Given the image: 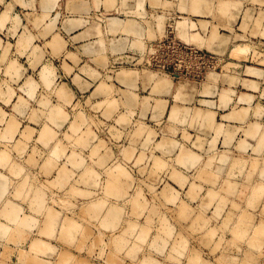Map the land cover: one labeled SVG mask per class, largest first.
Here are the masks:
<instances>
[{
    "label": "rangeland",
    "instance_id": "374dc122",
    "mask_svg": "<svg viewBox=\"0 0 264 264\" xmlns=\"http://www.w3.org/2000/svg\"><path fill=\"white\" fill-rule=\"evenodd\" d=\"M74 1H78V2L80 1L82 3V6L79 9H73V7H71V4H73ZM103 1L105 3L106 0H50L51 4L47 8H44L43 7V0H0V2H1L0 14L3 13L2 15H4L6 13L5 14L6 16L4 15L5 19H3L4 17L2 15L0 16V18L3 17L1 20H4L1 22L2 25H0V88H1L0 89L1 90V93H0L1 94L0 95V112H1L0 118L2 119V120L0 119L1 120L0 121L1 122L0 123V133L3 131V129L7 125L10 126V127L7 126V128L9 127L8 129L13 130V128L15 127L14 133L11 132L12 134H9L11 130L8 133L7 132L8 129H7V131L5 129V131H3L2 133L3 134L6 133V134H4V136L5 135L6 136L4 137L2 134L0 135V137L1 136L3 137V138L2 137L0 138V143L2 142L1 144H3V145L6 144L4 147H3V145L0 144V150L2 149V151L0 152V155L3 153V155H5V156H8V155L13 156V157L11 156L12 159L10 158V156H8L10 159L7 157L5 158V156H3L5 159H9L10 161L9 162L6 161L7 162V163L5 162L6 164L3 163L4 164L3 166L0 164L1 178H3V180L6 179L7 182L5 181L6 182L5 186L8 185L7 187H5L3 194L1 191L2 186L0 185V194H2V196H0V210L3 207H4L3 210H5L6 205H7V208H8V206L9 207L12 206V204H11V206H10V204H7L6 203L7 201H11L12 203L14 202V205L15 204L18 205L17 207L20 206V208H17L15 205V207L17 208L16 212H17V210H19V209L21 210V208H22L21 211L19 210L20 214L18 216V220H19V218L23 219V217H26V219L24 218L25 221L20 219V221L22 220L21 223L24 222L23 225L25 224V222L27 221L28 218L30 219V217H34V216H35L34 220H33V218H31V220H33L34 224L31 223V221H29V219L27 222H30V224L32 225L31 227H33V225H35V223H36L35 227H33L31 229L29 228L30 229V231H29V229H28L29 225L26 222L27 228L26 229L24 228V231H22V233H19V232H21V230L19 231V229H21L23 227V225L18 226V223L20 224L19 221L18 222L13 221L12 219L14 217H12V219L9 220L8 216L5 217L6 214L4 215L5 211L3 212V215H0V222L2 223V225L10 226L11 228H13V227H16L15 223H17V226H18V227H16L15 230H14V228L13 229H11L10 227L8 228V229H10V231L9 230L8 231L11 232V234H13V236L10 235L8 231H6L8 233H5V235H3V237L0 236V237H2L0 239V251H1L0 254L2 255V257L5 258V260H4V258L0 257V260L2 261V262H0V264H22V263L24 264L25 259H26V261H28L26 264H28L29 261L32 259H34V261H35V258H37V259L43 258L42 260L46 261V262H44V261L42 262V260H41L39 262L37 260L39 263H36V264H40V263L60 264L58 262L64 263L62 261H59L60 259L63 258V256L64 257L66 256V258H67V256H69L67 260L65 258V262H67L72 257V260H69V262L71 261L69 264H71V263L75 264L76 262H77V264H82L81 261H85L86 264H143V263L148 264L149 261H151V260L154 263L150 262L149 264H165V263H167V264H191V261L194 258H195V260H196V258L199 259L197 262L192 261V263L196 262V264L197 263L198 264H223V263L228 264L229 262H230L229 264H231V263L243 264L241 262V260L243 258H244V261L245 260L247 261V262L245 261L246 263L244 262V264H247L248 262L251 263L250 262L251 260L248 261L250 257H251V259L253 258L251 264H254V263L262 264V263H264V236H263L264 230H262V229H264V224L262 223L263 221H261V223L263 224V225H260L261 229L258 227L259 224H261V223H258V226H257L258 228L256 227L258 229V231L261 230V232H262L261 234L263 237L260 239L259 238L260 236L257 237V235L255 233L256 240L260 239L262 241V242L258 243V244L261 243L259 246V250L261 251L260 254L263 252L261 255H259V253H258L259 252V250L257 249L258 244L256 245L257 247L254 245L255 247L253 249L252 244H256L255 238L251 237V240L249 241L250 238H248V240H247L246 238L243 237V234L240 235V233L245 232V230H243V229L245 228L246 224H248L247 222H249V224L251 222V224H252V222L255 221L256 218H259L260 214L262 216V217L260 216L261 219L264 218L263 217L264 216V212H263L264 209L262 208V207H264V205L261 206L262 209H260V205H259L263 201L262 197H264V191H262L263 193L260 192L261 194H263L262 196L260 195V198L256 197L258 194L255 195V197H256L255 198L253 196H254L256 191L253 193L254 190H251V186H252V189H256V188L258 190L264 189L263 186L262 187L259 186L262 189L255 187L257 184L259 185L260 181H261L260 185H264V179L262 180V178H264V175H263L264 170L261 171L258 169L260 167H261L260 169L264 168V166H263L264 165V65H263L264 62L262 60V59H264V35H263L264 31L262 32V27H264V21H263L264 20V13H262L264 11L263 10L264 9V3H262V2L264 0H261V1L260 0H257V1L252 0L253 2L251 0H247L248 2L245 0H243V1L242 0H240V1L239 0H221L222 1L221 2L219 0V2H221V4L223 3V1H225L227 3L231 2L229 4H231L230 6H232V7H229L228 10L227 9L226 10L220 9V7H219L220 3L217 0H210L209 2L207 1V7L205 6L207 8V10H203L202 12L198 11L197 12L198 14H194L195 13L194 11H192V12H194L192 14V12L190 11V10H195L194 9L195 6L193 5L194 4L193 1H195V0H192V2H191V3H193L192 5L194 6V7L191 6L193 9H191V7H189L190 0H160V4L163 3L162 5H160L158 3L159 1L157 2V0H155V2H153L154 0H142V3H143L142 7L136 6L139 0H113L110 2L107 0L106 2H109L110 6H109V4H104L105 5L104 7H103ZM169 1L173 2L174 4L172 3V5H171V3ZM258 1L262 4H260ZM235 2L237 4H235ZM238 2L241 3V5H242L239 7V10L237 7ZM111 3H112V5H111ZM153 3L155 5H157V4L158 5L155 6ZM165 3H167L168 5L170 4L171 6L170 5L167 6V4L165 5ZM182 4H184L185 6H183ZM233 4H235L236 6H234ZM208 5H212V7H210L209 11H208V9H209ZM166 6L168 8H166ZM233 6H234V8H233ZM169 7L170 8L172 7V8L170 9ZM245 7H247V9H246V12L244 13L243 10H245ZM108 8H110V9H108ZM258 9H259L260 13L263 14V17H261V19L259 18L260 13H259ZM237 10H238V12H237ZM251 10H252V12H251ZM210 11H212V12L210 13ZM199 12H200V14H199ZM247 12H248V15L250 16L249 19L246 17ZM257 13H259V15ZM244 15H246V16H244ZM256 15H258V16H256ZM13 17H15V18H13ZM241 17H242V19H241ZM243 17L247 18L248 20H250V18L252 19L253 17H255V19L253 18L254 21L256 20V18H258L257 19L258 21L259 20H261V21H259L260 24L258 23V21H256V23L254 21H251L252 23L254 22L255 24L252 25V23L250 22V23H247L245 26L244 22H247L246 21L247 19L246 20L244 19L245 20L244 21ZM34 18H36V19L42 18L43 21L40 23L41 19H39V21L37 20L38 22L36 24H34V22H33V21H35ZM111 18H118L123 23L121 24V26L116 27L115 29L112 27V29H111L110 24L108 22ZM153 18L154 19L156 18L157 21L156 20L153 21ZM224 19H225V21H222ZM198 20L205 23V28H204L203 23H202L203 25L198 23ZM155 21L157 22L158 27L156 26ZM190 21L194 22V23L191 24ZM227 21H229L228 24H227ZM130 22H133V24H134L133 27H128V25H130L129 24ZM179 22H181V23L185 22V25H186L185 26L186 28L184 27L185 30H183L184 25L183 26L180 25L181 23L179 24ZM186 22H188V23L186 24ZM38 23H39V25L40 24L41 25L36 26V25H38ZM148 23H150V25ZM154 23H155V26H154ZM195 23H196V25H194ZM161 24H163V25L160 27ZM179 26H181L182 30L180 29ZM190 26H194V27H190ZM214 26H216V27L214 28ZM218 26H219V28H218ZM221 26H222V28H221ZM242 26L244 27L243 29H242ZM216 28L218 31V36L214 35L217 31L215 30L216 31L215 32L213 29H216ZM149 29H152L153 31L150 30L151 31L150 32ZM178 29L180 31H182L181 32L182 35L180 33H178V32H180ZM244 29H246V30H244ZM211 30L214 31L215 33L212 34ZM185 31H187V35L185 34V36H184L183 34ZM253 31L255 34H253ZM193 32L194 33L196 32L195 35L198 34V37H199V35L205 37L203 43L201 41H197L198 40L197 36L194 35L196 39L193 37ZM28 33L31 35H29ZM152 33H153V36L152 37L150 36V38H148L149 34L152 35ZM211 34L214 35L215 37L212 38ZM188 35L190 37H187ZM224 35H225V37H228L227 38L228 42L226 43L227 47L225 45L223 48V45H220L218 48L219 42L221 40V36L224 37ZM23 36L29 37L27 44H26L27 41H24ZM207 36L208 37L210 36L209 40L207 39L208 38ZM254 36H256V37H254ZM216 37H219V38L217 39ZM56 38L59 39L58 41H60V45L58 47H55V39ZM190 38H192V40L194 38V40H196L198 44L200 42L201 43L199 45H197L196 41H191ZM214 38H216V40H214ZM211 39H213V40H211ZM19 40L20 41L22 40L21 43L22 44L24 43L26 45L22 46V44H19V42H20ZM205 40L208 41V43H212L211 44L212 47H210V49H209V47L207 48V46H211V45H208V43ZM211 41H213V42H211ZM193 42H194V44H193ZM215 45H216V47H214ZM245 45H247L248 48H250V49H248L244 53L239 54V53L232 51V49L235 48L236 46L243 47ZM21 46L24 49L21 48ZM217 48H218V52L220 50V53H218L216 51ZM222 48H223V53H222ZM37 49H38V51H37ZM211 49H213V51H211ZM214 49H216V50H214ZM252 49H254V50L252 51ZM247 52H248V54H247ZM33 53H34V55H33ZM100 55L102 57H100ZM97 57H100V59L102 58L103 60L105 57V60L101 61L103 63H100V62H98L100 59H97ZM10 64H13L12 66H14L15 68L13 67L14 69H10L7 72L8 66ZM43 66H45V68ZM9 67L12 68L11 65ZM246 67H254V68L260 69L263 72L262 76L261 77H259V76L255 77V75L252 76L248 72H247L248 73L247 74L246 73ZM46 68H48L49 70L51 69L50 71L53 74V75L51 74V77L48 78L47 80L45 77L43 79L42 78L43 76H41V75H43V73H42L43 70ZM128 68H130V69H128ZM122 69L125 71H123ZM14 70L16 72H14ZM128 70L129 71L132 70V73L129 72ZM121 71L123 72V74ZM133 71H135V72H133ZM9 72L12 75H10ZM127 72L131 73V75L133 77L130 83L128 80L123 78ZM13 74H15V75H13ZM225 74H226V76H225ZM212 75L213 76L218 75V76L213 77ZM135 76H137L138 78ZM227 76L233 77L237 81L236 85H235L234 81L232 82V80H234V79L230 80L231 77L227 78ZM134 77L137 80H134ZM145 78H147V79H145ZM149 78H152L151 79L152 82H150L151 80ZM251 79H253V80H251ZM248 80H251V82L254 81L255 84L257 83L258 84V85L256 84L257 88L253 87L255 89H250V88H252L253 85ZM228 81H231V82H228ZM241 81H244V82L246 81L245 83L242 82L244 84V87H243V84H242V86L240 85ZM158 82H162L163 84H166L167 90L164 92H157L155 89V86ZM150 83H152V84H150ZM249 83H250V87H248ZM101 84H103V85H101ZM103 86H105V87L107 86L109 88L107 94H101L99 92V89L102 88ZM205 86L208 87L209 91L207 89H205L206 88ZM202 87H204V88H202ZM228 87H230V88H228ZM178 88L179 89L181 88L180 90H183V91L181 92ZM183 88L185 89L186 94H183L185 92ZM226 88H228L230 91ZM245 88H247V89H245ZM60 89H62L61 90L62 92L65 90L64 93H62L60 91ZM224 89L226 91L228 90V92H229V93L226 92L229 95V98H228V95L226 94L227 104L225 102H223L224 103L223 104L220 101V100L223 101L221 95H224L223 94L225 92ZM206 90L208 91V93H206L207 92ZM58 91L60 92V95L64 94L65 99L63 98L62 95H61L62 97L60 95H59L60 98L58 97V95H57V93L59 94ZM187 91H189V92H187ZM221 91H224V92L221 93ZM177 92H178V95L176 98ZM179 92H180L182 97L179 95ZM3 93L4 94L8 93V94H5V96L3 97L2 96ZM188 93L189 94L191 93V95H189ZM65 94H68L67 98H66ZM241 94H242V96L243 95H247V96L250 95L249 99L247 98V100L245 99L242 101L241 100L238 101ZM184 95H185V97H183ZM127 96L131 97L132 100L130 102H127V99L129 98ZM178 96H179V98H178ZM237 96H238V98H237ZM180 98L181 99L185 98L184 102H186V103L182 102L183 99L177 100ZM186 98H188V99L186 100ZM156 99H159V100L161 99V100L165 101V103H163V102L161 103V100L159 102ZM228 99H229V102H228ZM61 100H63V102ZM102 101L106 104H107V101H109L110 103L106 105V104H102ZM154 101H156V105L154 104L155 103ZM209 101L212 102L213 104L209 103V105H208ZM43 102H45V103H43ZM134 102L136 104H134ZM157 102H159L158 105L162 104L163 106L161 105V107L160 106L158 107ZM41 103H42V105H41ZM57 103H59L60 106ZM98 104H99V107H101V109L99 107H97ZM101 104L103 105V107ZM218 104H219V107H218ZM45 105H47V107ZM153 105H154V107H153ZM176 105L178 108L181 107L180 108L181 110L177 108V110H179V112L181 111V114L179 112H177L176 109L174 111L173 108H175ZM210 105H212L213 107ZM44 106H45V108H44ZM53 106L54 107L59 106V108L57 107L58 109H56L55 113L57 112V110L58 111L60 110V107L62 108V110H60L61 113H59V112L56 113V114L59 113L58 114L59 117L60 116L62 117V115H63L64 117H62V119L56 117V114L54 112H52V113H54L56 118H54L52 113H51V115L57 121H54V120L51 121L53 119V118H51V116H50V120L48 119V116L50 114H46V113L48 111L53 110L54 108H51ZM156 106L159 108L158 111H156V109H158ZM48 107H49V109H48ZM155 107H156V109H155ZM238 107H241L243 109L244 108L247 109L246 110L247 114L246 113L244 114V113H242L243 112L242 109L239 108L240 110L238 113L241 112L242 116H243V114H244V116L246 115L244 118H242L244 120H242V119L240 120L239 118L238 119L240 121L236 120L237 117H239V116L241 117V115L236 114L237 111L235 113H233L234 109L238 110ZM256 107L258 109H256ZM50 108H51V110H50ZM152 108H154V109H152ZM161 108H163L162 109L163 112H161L163 114L160 113V111H162V110H160ZM97 109H98V111H97ZM202 109H204L203 110L204 113H207V110H208V112L211 110H212V113L215 112L213 114L214 116L212 115L213 117L211 119L212 126L207 127V128H209V129H207V132H206V128H204V130L206 132L205 134H203L204 133L203 129L201 130V127H203L205 125L202 124L203 125L202 126L200 123L203 120V118L201 120L200 119L198 120V118H201L203 116ZM205 109H207V110H205ZM90 110H91V113H93V114L89 115ZM172 110L174 112H176V114L178 113V115H176L177 117L174 115L175 116L174 120H173V118H171ZM43 111H45V113ZM169 111H170V113H169ZM197 111H198V113H199V111L201 112L200 117H198L200 114L195 115V113H197ZM229 111L233 114H231ZM152 112H154L155 117L153 116ZM186 112L188 113L187 114L188 118H187V116H185ZM244 112H245V110H244ZM77 113H78V115H77L78 118L76 116ZM159 113L161 116L158 115ZM192 113L195 116L194 115L192 116ZM79 114L80 115L84 114L83 116L81 115L82 119L85 116L83 120L81 119V116L79 117ZM182 114H185V115H183V118H181ZM207 114H209V113H207ZM234 114H236V115H234ZM44 115L47 117H45ZM74 115H75V118H74ZM157 115H158V117H157ZM227 115H229V117ZM232 115H234V116H232ZM237 115H239V116H237ZM121 116H123V117H121ZM235 116H237V117L234 120ZM86 117H88V118L85 119ZM185 117L187 119V121L185 120L186 122L183 120ZM190 117H192L193 119H194V117L195 118L198 117L195 120H198V122L197 121L196 122L200 124V126L198 124V126L200 128L197 126V123H195V120H193L194 121L193 122L191 120L192 118H190ZM230 117H234V118L231 119ZM57 118L61 119V120H58ZM175 118H178L179 121L177 119H176L177 120L176 121ZM121 119H122V121H121ZM71 120H73V122H72L73 125H75V124L78 125V122H79L78 126L79 127L81 126L82 128H79L77 125H75V126H77L78 130L82 129V130H80L82 132V136H81V132L78 131L77 129H75L76 128L75 126L70 125ZM80 120H82L83 123H80L81 122ZM84 120H87V121L84 122ZM91 120L93 121V123ZM123 120H125V121H123ZM75 121H76V123H75ZM241 121L242 122L244 121L243 125H242ZM188 122H193V123L187 124ZM204 122L205 121H203V123ZM9 123L10 124L12 123V124L10 125ZM13 123L15 125L14 127H13ZM86 123L87 124L91 123L90 127H89V125H86ZM208 123L211 125L210 122H208ZM194 124H196V126ZM218 124H221L219 126V127H221L219 129V131H218V128L216 127V126H218ZM83 125L88 126V128H90L89 130L92 131V132L90 131L91 135L89 136V140L87 139L85 141H89L88 143H91L92 145L96 144L95 141L96 142L101 141V144H100V142H99V145L97 144L99 148L97 147V145L93 147L91 144H86L87 142L83 143L84 140H81V138L82 137L85 139H86V137L88 138L87 134L89 133L88 132L89 130L87 129V127H84ZM11 126H12V128H11ZM45 126H48L49 130H50L49 127H51V129H53V131H54L55 136H54V134H53V136H50V134H49V136H50L49 138L44 137V134H43L44 138L39 136L40 132L47 130V128ZM70 127L71 128L73 127V128L70 129ZM83 128L85 130H83ZM216 128H217V130H216ZM252 128L253 129L255 128L256 131H255V129H254L255 132L252 131L253 130ZM26 129L28 130V134L31 135L30 138H27V136H26V138L28 139L27 141L24 140L25 138H22L20 136V133H22L23 130H24V133H22L23 134L22 136H24V134L27 135V132L25 131ZM147 129H149V131H147ZM250 129H252V130H250ZM29 130L31 131V133H29ZM49 130H47L46 132H48ZM69 130H74L75 132L74 131L73 132L75 134H73V132L69 131ZM86 130L88 133L86 132L87 134H83V132ZM53 131L51 130V132L50 131L49 132L52 134ZM137 131H139V132H137ZM250 131H252V132H250ZM136 132L138 133L139 136L141 135L140 140L137 139ZM7 133L10 136L11 135L12 136L10 138H8L9 136L7 137ZM69 133H72L70 135L71 136L73 135L74 138L73 137L68 138L70 136ZM76 133L78 136L81 137V138H78L79 141L80 142L83 141L82 143L85 145V147L87 146L86 147L87 149L85 147H83L84 145L82 146L79 142H76V141L73 142V140H75V138L77 137ZM92 133L96 137H94L92 135ZM148 133H149V135L150 134L151 135L150 136L147 135ZM208 133H209V135H208ZM66 134H68L69 136L67 137ZM115 134H116V137H114ZM142 134H144V135L142 136ZM65 135L67 138L65 137ZM85 135H86V137H85ZM131 135H133L134 137ZM145 135H146V137H145ZM131 137H133L134 139H137V141H136L137 143L134 142V144H132L134 139L131 140L132 139ZM142 137H144V138L148 137L149 139H146V141L150 140V142H147L144 144V142H142V140H145V139ZM199 137H201V138L199 139ZM45 138L49 139V141L51 139V141L49 143H47V139H45ZM94 138H95V140H93ZM240 138L242 140H244V142L241 143L242 147L238 146L240 144V142H238V140ZM41 139H43L42 144H41V141H39ZM90 139H92V140H90ZM195 139H197V141L198 140L201 141V142H199V141L198 142L200 144L201 143L202 144L200 145L198 143V145H197V142ZM45 140H46V143H45ZM67 140L71 143L69 144V142ZM76 140H77V138H76ZM164 140L167 142L173 141L172 143L169 142L172 145H170L168 143V147H167V143ZM194 140H195L196 144H195V142H194V144L192 143ZM208 140H210V141H208ZM20 141L21 142L26 141V142L21 144ZM163 141H164V143H166L165 145H164ZM202 141H204V142H202ZM205 141L210 142L211 147L210 146L208 147V145H207L208 143H205ZM18 142L20 144L19 146H17ZM161 142L163 144H161ZM44 143L48 144V146H50V143H51L54 146L52 147V145H51L50 147H48V146L46 147L43 145ZM59 143L62 144L63 147L64 146L66 147V148L64 147V149H66L65 154L61 153L62 152L61 149H63V148L60 149V147H62V146L59 147ZM74 143L75 144L79 143L80 146L76 147V145H74ZM159 143H160V146L157 145ZM57 144H58V148H59L58 151L59 152L61 151L59 154H57L58 157H61L60 159H58L57 156H56L57 157L56 158L54 155H52V154L56 155L55 151H57V149L54 151V153L50 152V151L53 152V149L57 148V147H55ZM102 144L104 145L103 148H102V146H103ZM244 144L246 145L245 146L246 149L243 146ZM15 145L18 148H15L16 147ZM23 145H25V146H23ZM169 145L172 147V150L169 148ZM162 146H164V147L162 148ZM165 146H166V148H169V151H170V152L168 151L169 153L165 152L166 150H168L165 148ZM20 147L21 148L24 147L25 151H23V149H20ZM34 147L36 148L37 151L35 150ZM90 147H92L94 152H95L94 148L97 147V149H100V151H98L96 149L99 152L98 153L99 155L97 154V152L94 153ZM131 147H132V149H130V150L132 152L130 151V158H129L128 157L129 155H126V153L128 152V149ZM207 147L211 149V150L209 149L211 153L208 151ZM107 148H109L111 151H109ZM8 149H11V151L10 150L8 151ZM15 149L19 150V151H16ZM31 149H32V151H31ZM162 149L165 150L164 153L161 152ZM6 150H7V152H6V154H4ZM33 150H35V151H33ZM90 150L92 151V153H94V155L90 152ZM26 151L28 153H29V151H30V153L35 152V155H34L35 157H32L33 158L32 160L34 161V158H35V160L37 161L36 163H34L35 161L34 162L32 161L34 163L33 164L32 162H30L31 160L29 161V158L31 156H33V154L31 153V155H29V158H28V153ZM64 151L65 150H63V153H64ZM70 151H72V154H71L72 157L70 155ZM103 151L105 152V154L108 153L107 156L104 155ZM123 151H125L124 154H125V156L128 157V159L124 157ZM11 152L13 154H10ZM22 152H23V154H22ZM73 152L75 154H77V153L81 154V157H80L81 159L79 162L82 166L80 164L78 165V163L76 162L79 160V157H78L79 154L77 155V157H75L76 155H74ZM88 152H90V154L93 155V156L90 155L91 158L88 156L89 155ZM100 152H101V154H103L104 157L108 158L110 156V158H112L109 161L107 160L108 163L107 162H105V163L101 162L103 164L102 166L96 164L98 161H101L102 158L104 159V157L102 155H101L102 157H98V156H100ZM178 153H180V154H182V153L183 154H185V153L189 154L190 153V155H191V153L194 154V156H196V157H193L192 159H195L194 160L195 162H192L191 156L189 155L190 156L189 161L191 160L192 163L186 162V165H185V163H183V161L185 162L184 157H186V156L188 157V155L185 154L186 156H184V155L181 156ZM96 154H97V156H96ZM48 155L49 156L52 155L51 158H53V160ZM67 155H70L69 157H71V159L73 158L74 161L73 160L71 161V159H68L69 157ZM155 155H157V157L160 159V161L161 160L163 161V164L165 163V166L162 167V162H160L159 159H157V157ZM139 156H140V158H139ZM154 156L156 157L157 161L160 162L159 165L161 164V167L164 168L163 171H162L161 167H158L159 165L157 164ZM3 157H1V158H3ZM47 157H49V158H47ZM97 157H98V159L101 158V160L96 161ZM152 157L155 159V163H156V164H153L154 166H151L152 161L154 163V159ZM179 157H183V160H181L182 158H179ZM1 158H0V163L2 160ZM106 158H105V160H106ZM5 159H3L2 161H5ZM25 159L28 160V163L27 162L25 163ZM46 159H51L52 161H54V160L56 161L58 159L57 163L54 162L53 164L54 165L56 164L55 170L57 171V173H58V169H59V172H60L59 175L65 172L62 170V167L64 168V166H65V168H67V167L69 168L70 166H73V165H70L71 163L72 164L77 163L78 168L70 167L69 169H71L72 173H71V171H69L70 173H68V171H66L69 174L68 176L66 175L67 173L65 174L67 176V178H69V176L71 178H69L70 180H67L65 182L63 180H66V176L62 175L63 180H61V177L58 176L57 173L55 172L54 168L51 167L52 161H51V165H50L49 169H53V170H50L51 172H53V174L52 173L51 174L46 173L45 170L48 168L45 166L46 165L49 166L48 163L50 162V160L47 161ZM186 159H188V158H186ZM234 159L239 160L240 165L238 163H235V166H234L233 163L237 161V160L235 161ZM68 160H69V162L70 161L71 162L67 165ZM105 160H102V161L104 162ZM178 160H181V162L183 164L181 162H179ZM255 160L258 163V165H256V166H255V164H256ZM262 160H263V162H262ZM13 161H15V162L13 163ZM253 161H254V163H253ZM46 162H48V163H46ZM16 163H20L19 166L21 165V167H22L21 169L23 170V172H20V174H18L17 172H19V170H21V169L20 168L18 169L19 166L17 164V166H18L17 167ZM43 163H45L46 165L44 164L45 165L44 166ZM211 163H213V164H211ZM230 163L232 164L233 167L231 166ZM259 163L262 164L263 167ZM9 164L10 165L13 164V168L15 170H13V168L10 167ZM28 164H29V166H28ZM236 164H238V165H236ZM23 165H25L27 167H25ZM117 165H120V168L121 167L123 168V169L121 168L122 169L121 171L125 170V171H123L122 174L118 170L117 171V173L119 172L118 175L120 174V176L122 177V175L123 174L126 175L125 172L128 171V174L133 177V178L129 177L128 174H127L128 177L126 176V179L128 182L127 184L133 185V186L129 185L128 195L131 196L135 192V195L133 194L134 196L132 195L131 198L127 195V192H126L127 191L126 188H128V187H125V188L123 187L126 185V184L124 185V183H126V179L125 178L121 179L120 176H119L120 177L119 181L123 182V180H125V182L122 184L123 185L122 187L120 186L121 183H120V185H117V188L121 187L122 189L120 188L121 191H119V193L112 192L113 191L112 187L114 186L113 184L117 183L114 180H116L118 178L116 176L117 173L115 175V172L117 170L116 168H118ZM43 166H44L45 170L43 169ZM87 166H89L88 169H87ZM206 166H207V169H206ZM242 166H244V167H242ZM248 166H250V167L252 166V168L255 166L257 169L254 168L255 170H253ZM112 167L113 168L116 167L115 170L113 171L114 173H112V170H113ZM155 167H157L158 170H156ZM229 167L231 169H229ZM107 168H109V169H107ZM120 168H118V169H120ZM201 168L202 169L204 168L203 170L205 173H203V170H201ZM242 168H243L244 172H243V170H241ZM40 169H41V171H40ZM42 169L45 171V173H43ZM82 169H85L84 172ZM86 169L87 170H89V169L95 170V172L98 173L99 178H96V174L94 172L91 173L90 172L91 170H90L89 171L90 173H89ZM9 170L10 171L13 170V171L10 172ZM60 170H62V172ZM64 170H66V169H64ZM104 170L109 171V174H110V170H111V174H112L111 176H113V177L106 176L108 174V172L104 171ZM150 170H152L153 172L155 170V172L156 171L157 172L156 173L154 172V174H152L153 172ZM217 170L220 173L217 172ZM247 170L251 171L254 174H252L251 172L249 173ZM256 170L258 172L261 171V173H258ZM50 171L47 170V172H50ZM85 171H87V173L89 175H91L89 179L87 178L89 175ZM173 171L180 172V177L181 178L183 177V180L179 179L178 178L179 176L177 177V175H179L178 172L176 173V175H174L175 172H173ZM198 171L202 172L201 173L202 175L198 176L200 173ZM246 171H247L246 174H249V176L251 175L250 177L246 176V174H245ZM81 172H83V174L86 173L87 176L81 175ZM150 172H152L151 173L152 177L150 176L151 175ZM227 172H228V175H227ZM239 172L241 173V175H239L240 174ZM11 173L14 175H11ZM15 173L18 175H15ZM113 174L115 175L116 179H115ZM171 174L173 175V179L171 178V176H172ZM232 174L233 175L236 174V175L233 176ZM125 175H123V176H125ZM4 176H6V177H4ZM52 176L54 177V179H53L54 182H53V180H51V182H53V184H50V179L53 178ZM57 176H58V179L60 177L59 181L61 183L62 182H63V184L65 183L64 186L61 183H59L58 180H56ZM79 176H81V177H79ZM82 176H83V178H82ZM92 176H93V178H92ZM245 176H246L245 181L247 179L246 182L243 180ZM107 177H108V181L111 180V182H109V183L110 184L112 183L111 184L112 186L111 185L108 186L109 183H108V185L106 184V182H108L106 180ZM109 177H111L112 179L111 178L109 179ZM175 177H177V180L179 181V183L177 180L174 179ZM247 177H249L250 179ZM22 178H24L25 180ZM79 178L80 179L82 178L81 181L83 183L80 181ZM128 178H130V179H128ZM85 179H87L88 181L87 180L85 181ZM21 180H24V182H23V185H25L24 189H23L22 184L20 183V182H22ZM130 180H131V182H130ZM240 180L243 183H239V182H241ZM249 180H250V182L252 181L250 184H249ZM254 180H255V183H254ZM256 180H259L258 183ZM46 181H48V184H50V185H54L56 183H59V184L58 185L56 184V186L54 185L55 189H53L54 188L53 186L48 187L50 185L46 184ZM119 181H118V183H119ZM36 182L41 183V184H37ZM77 182H79L80 184ZM85 182H88V184ZM232 182H234L235 184L236 183H238V184L235 186L234 183H232ZM31 183H34L33 185L36 184L37 186L36 185L33 186ZM90 183L92 184V187H90L91 186ZM18 184H21V187ZM29 184L32 186H30ZM66 184H68V185H66ZM84 184H86V185H84ZM93 184H95L96 186L95 185L93 186ZM100 184L102 185V187L100 186ZM221 184L223 186H221ZM231 184H233V185H231ZM42 185H44V187ZM71 185L75 186V188L70 187ZM103 185L105 187H108V189L111 188L109 190V193H108L107 188H106L107 192H106V189L104 190L105 187L103 188ZM218 185H219V187H218ZM39 186H42V187H39ZM45 186H46V188L48 187L49 189L48 188L46 189ZM35 187L40 188V190H41V191H39L40 194H43L44 192L46 193L45 194L46 197L43 194V196H44L43 201L45 202L44 207H43V208H45L44 210L42 207L40 208V205H39V204H43V203H39L42 200H40V199L37 200V198H36L37 194L39 192L37 191L38 188L34 191ZM69 187H70V189L72 188L71 192H70V190L69 191L67 190ZM190 187L191 188L195 187L196 189L193 188V189H195V191L194 190L191 191ZM16 188H18V189L21 188L20 190H23V191H18V192H23L22 195L20 194L21 199L24 196H25L24 199L26 197H28L27 199H25V202H23L24 199L20 200L18 192H17L18 199H17L16 195L12 194L13 192H15L14 194H16V191L18 190ZM44 188H45V190H44ZM50 188L52 189V191ZM73 188H74V190L76 188H77V190L78 189L79 190L81 189L82 191H83V189H86V190L83 191L84 194H82V191L81 192L79 191V193H81V194H79L78 191L75 194L74 192L76 190L73 191ZM138 188L140 189L141 194L138 192L139 191ZM166 188H167V190H166ZM229 188H230V190L232 189L231 192L234 191L233 194L229 191ZM233 188H234V190H233ZM15 189H16V191H15ZM27 189H31L28 193L29 196H27L28 194L25 192V191H27ZM120 189H117V190H120ZM172 189H173V191H172L173 193L171 192ZM188 189H189V191L187 193L186 190H188ZM248 189L253 194L252 197H250V198H249V196L251 195V192H249ZM103 190H104V192H102ZM122 190H126V191H122ZM162 190H164L165 193L162 194L161 193ZM209 190L210 191L213 190L212 192H210V193H212L211 195L216 196L219 194L216 198L214 197L213 200L211 201L213 204L211 202H208L209 201L208 199H210L212 197V196L210 198L207 197ZM258 190H257V192L259 193ZM42 191H43V193H41ZM72 191L74 194L72 193ZM110 191H111V194H110ZM114 191H116V190L114 189ZM164 191H162V192H164ZM120 192H121V197L117 196L118 194H120ZM124 192H126V193H124ZM136 192H138L139 195ZM189 192H193V193L197 192V193H195V198H194L193 194H192L193 197H190L191 193L189 194ZM235 192L237 193V195H235L236 194ZM24 193L26 195H24ZM104 193H107V194H104ZM114 193L117 195H113ZM213 193H215V194H213ZM221 193L223 195L225 194V197L228 198V199H226V202L219 200L223 196V195L220 196ZM108 194H110L112 196H109ZM122 194H124V196H125L124 198L122 197ZM165 194H166V196H165ZM174 194H175V196H173V197L174 198L177 197L176 198L177 200H173L174 198L172 197V195H174ZM188 194H189V196H188ZM33 195H34L33 198H35V199L31 200L30 198H32L31 196H33ZM71 195L74 197H72ZM140 195H142L143 198ZM162 195H164V199H162L163 198ZM169 195H171L170 199L172 198L171 200H173L172 202L170 200V202L173 204H171L168 199L167 200L169 203L166 202L167 200L165 197H169ZM205 195H206V197H205ZM113 196H116L115 200L118 199L117 202L113 200L114 199ZM135 196L136 197L140 196V198L138 197L139 202H138V198H137L138 203L142 204V202H144L147 205V206L146 205L143 206V204L142 205L140 204L141 206H143V209L141 207L140 213L138 211L140 209V205L138 204L139 206H136L137 202L134 203L135 206L131 207V202H133L132 199L133 200H134V198L136 199ZM201 196H203L204 198ZM231 196L233 199L230 198ZM235 196H236V198H235ZM105 197H106V199H105ZM107 197L108 198L111 197V198L108 199ZM245 197H246V199H245ZM100 198H102L101 203H99ZM119 198H121V199H119ZM128 198H130L131 200H129ZM248 198H249V200L251 198H253L252 202L247 201ZM261 198H262V200H261ZM161 199L163 201H161ZM201 199H202V201H201ZM214 199H216L217 201ZM222 199L224 200L225 198H222ZM231 199H232V201H231ZM35 200L37 201V203ZM103 200H105V203L107 202V204H105ZM123 200H125V201H123ZM181 200H183L184 203ZM29 201L30 202L35 201L34 205L36 208ZM46 201L48 202V207H47ZM95 201H97L100 205H102V203H104L105 207L98 205ZM122 201H123V203H122ZM206 201H207V205H206V207H204V209H202L203 207H201V205L204 206V203L206 204ZM218 201H220V205H219ZM245 201H246V203H245ZM68 202L71 203L72 207L70 206V204ZM91 202L92 203L94 202V204H96L98 206H95L94 204L92 205ZM174 202H176V203H174ZM217 202H218V204H217ZM247 202H249V204L251 205L250 208L248 207L249 204ZM28 203L30 204V206L32 205L30 208L28 207L29 206ZM63 203H64V205H63ZM67 203L69 205L68 207H66ZM115 203H117V205H114ZM167 203H168V205H167ZM181 203L182 204H188V207L190 206L193 208V209L191 208L192 211L194 210L192 213V211L190 212V209H188L187 206L186 207L183 206V208L184 207L187 208L188 212L191 214L190 216H188L189 213H188V215L186 214L187 211L185 212V209H183V208L182 209L180 208L181 214L179 212H178V214H180V215L177 214L181 218H179L176 215V213H177L176 211H180L179 207H177V205L179 204L182 206ZM210 203H211V206H208V205H210ZM3 204H6V205L3 206ZM88 204L90 205V207L92 205L91 210L94 209V206L97 208L98 207L102 208L101 210H100V208L98 209L100 211L99 212L100 215H98L99 217H97V214L95 215V213H94V215L96 217L92 216L93 211L90 212L91 210L89 209L90 207H88L89 206ZM109 204H111V206ZM121 204H122V206H120ZM221 204H222V206L224 204L226 206L224 205L222 207ZM232 204L234 205V207H232ZM245 204H246V206H245ZM37 205L39 206V208L37 207ZM113 205L116 208L118 206L121 207L124 211L121 210L120 208H117V209H119L118 212L122 211L121 214L118 213L119 218L121 217L120 220L117 217V219L120 221V223H118L119 226H117L118 225L117 222H119V221H117L115 223L117 225L115 226V224H113L114 227H112L110 225L111 226V228H110L109 225L106 224L107 222L105 224H102V222L104 221L103 218L105 216H107V214H108V213L106 214L105 212H107L108 210L112 211L113 208H115ZM124 205L125 206L128 205V206L124 207ZM132 205H133V203H132ZM216 205H219V207H217ZM49 206L52 208H50ZM86 206L88 207L89 211H88V209H86L87 208ZM213 206H216V209L217 208L219 209L221 206V209L217 211L219 213H216V209L214 211L215 207H213ZM108 207L109 208L112 207L111 210ZM134 207H136V212H137L136 214H138V215L142 214L141 216L136 218V216H138V215H135V212L133 210V209H135ZM197 207H199V209H196ZM48 208H49V210H48ZM107 208H108V210H107ZM130 208L131 209L133 208L132 212L130 211ZM200 208H201V210H200ZM24 209H25V211H24ZM34 209H36V210H34ZM46 209L49 212H47ZM50 209H52L54 211H58L59 215L61 217L57 214L58 217H60V218L57 219V222L55 221V223H57L55 228H59V230L56 229L58 231H56L55 229L50 230L51 229L49 227L50 225L47 226L49 228L46 227L47 230L49 229V234H50V236H49V234L46 233L47 232L46 229H45V231H46L45 234L42 233L41 231L43 230L42 229L43 228L42 223L45 221V219L47 220L51 216V214H49V215H47L48 216L47 217L45 214V213H47V214L51 213L52 210H50ZM96 209H94V211ZM242 209L247 210V211H242ZM32 210L38 212V214L34 211L32 213L31 212ZM39 210H41V211H39ZM197 210L200 211V214H199V211L197 213ZM2 211H0V212H2ZM6 211H7V209H6ZM22 211H23V213H21ZM42 211L44 213V216L47 218H45L43 216ZM54 211H53V213H55ZM39 212H41L40 213L41 215L39 214ZM58 212H56V213H58ZM228 212H229L228 217L231 215L230 213H232V215H235V218L233 217V219H232V215H231L229 217L228 221H225L224 219L227 217V215L225 216V214H227ZM233 212H234V214H233ZM242 212L243 213L249 212V213L248 214L244 213V214L239 215V213H242ZM196 213H197V216L200 218V220H198ZM220 213H222V214H220ZM83 214L85 215V217ZM87 214L88 215L90 214V215L88 216ZM184 214H186V216H188V217H186V219L183 217V216H185ZM198 214L202 217H200ZM57 215H54L53 218H58ZM80 215L83 217H78ZM241 215L245 219L246 223L243 221L245 224L243 222H241L242 220H244ZM248 215L250 216V220L246 221L249 218ZM64 216L67 217V219H71V218L73 219L74 218L73 219L74 223L76 221V223L78 225V226H76V231L78 229L80 230V232H78V231L75 232V233H77V234H74V235H76V238L73 235H71L72 240H70L71 236L67 237L68 234H66L67 235L66 237L63 234L65 239L67 238V241L63 239L64 237L63 238L60 237L59 233H62V232L65 233V231H64L65 227L64 226L61 227L62 230L64 228V230L62 231L60 229V226L58 227V225H62V223L64 222L63 220L66 219V218L63 219ZM102 216H104V217L102 218ZM237 216L240 218H238ZM1 217H3V219ZM132 217H134L135 219ZM159 217H162V219H159ZM205 217H206V222H205ZM4 218L6 220H9L10 223L12 222V225L9 223V221L7 223V221ZM9 218H11V217H9ZM82 218H84V219H82ZM101 218H102V220H101ZM182 218H184V219H182ZM193 218H195L194 221H197L198 226L195 225L196 222L192 221ZM236 218H238V219H236ZM251 218L253 220H251ZM36 219H38V221ZM42 219H44V220H42ZM61 219H63V220L59 221ZM105 219H106L105 221H107V218H105ZM165 219H167V220H165ZM174 219H175L176 223H174V221H173ZM177 219H179V220L177 221ZM210 219L212 222L210 221ZM235 219H236V221L237 220L238 221L236 222ZM239 219H241L240 222H239ZM35 220H36V222H35ZM73 220H72V222H70L71 224L73 223ZM85 220H86V222H85ZM160 220H162V222ZM163 220L165 221V223H166V221H168L167 222V223H169L168 224L169 226H167L168 228L166 227L167 223L166 224L163 223L164 222ZM49 221L47 220L46 222L49 223ZM65 221L68 222V220H65ZM131 221H133V223L136 222L137 224H136V226L135 225L134 226L136 227L137 230L139 229L138 231L135 230V232H134L135 235L133 233L134 228H133V231L130 232L131 226H129L130 229H128V227H127L128 225L126 224V222L129 223ZM158 221L161 222L160 224L163 225L162 228L165 231L169 232L168 229H170L169 227H171L172 230L170 229V231L172 232V235H171V233L167 232L168 235H171V238H167L168 235L165 234L164 230H161V233H160L159 230L162 228L160 227V229H159L158 226L160 224ZM208 221H210L209 224H208ZM170 222H172L171 225L174 223V225H172L173 227L170 225ZM79 223L82 225L80 226ZM133 223H130V225ZM190 223H192V225H191L192 227H190L192 230L190 228L188 229V227L190 226ZM199 223L200 224L202 223L203 225L199 226L200 225ZM234 223L235 224L236 223L237 224L242 223L241 225H237L236 227L242 226V228L243 227L244 228L243 229L241 228V230L239 228L238 229L236 228L235 229L236 231H235L232 229V228H235ZM63 224H65V226H66L69 224V222L68 223L64 222ZM71 224H69V227ZM138 224H142V226L145 225L146 227H147V225H150V226H148L147 230H145L146 228L144 226L143 227L145 229L141 225H139L140 227L137 226ZM164 224H165V227H164ZM219 224H221V226ZM249 224L247 225V228L249 227ZM2 225H1V227H2ZM25 225H24V227H26ZM72 225H71V227H72ZM75 225L76 224H74V226ZM83 225L85 226V228H87L86 232H85L86 229L84 228ZM103 225H106L107 229ZM123 225H124V227H123L124 229H122ZM229 225H230V227H229ZM39 226H40V228L42 227L41 228L42 230L40 228H38ZM51 226H52V224H51ZM82 226H83V230L85 229L84 231H81ZM195 226L198 228H196ZM217 226H220V228ZM261 226H263V228ZM79 227H81V228H79ZM125 227H127L128 231L126 230ZM141 227L144 229V232H146V233L148 232L147 237H145L147 239L144 240L145 241L144 244L142 243L144 237L142 236V234L139 235L140 234L139 231H140ZM67 228H68V226H66V229ZM195 228H196V230H195ZM210 228H212L213 230L216 229V231H213V230L211 231ZM217 228H219V230ZM247 228H246V232H247ZM2 229H3V227H2ZM2 229L0 228V230H2ZM17 229L19 232L18 233L16 232L14 234V232ZM37 230L39 231L40 234H43V235H39ZM54 230L56 231L55 234H54V232H55ZM123 230L124 231L126 230L125 232H127V233H125ZM193 230H194V232H193ZM206 230H208V231H206ZM237 230H238V232H237ZM255 230L253 229V232H255ZM27 231H28V233H27ZM121 231L124 232L126 237H128L130 235V233H132L129 236L130 238L129 237H128L129 239L127 238V241L130 240L129 243H126V242L124 243L123 241H126V239L125 240L122 239L120 241L121 238L119 239V237H117V236H121V237L124 236ZM142 231L143 230H141V233L145 234ZM162 231L164 233H162ZM258 231H257V234L261 235L260 233H258ZM1 232L2 231H0V234H1ZM23 232H25L26 234L23 235ZM83 232H85V233L88 232L90 234L87 233L88 236H86L85 233H83ZM138 232H139V234H138ZM205 232L206 233L210 232V234L205 235L204 234ZM212 232L213 233L216 232V234L214 233L213 240L210 239L213 235ZM234 232H235V234H234ZM253 232H252V236L254 234ZM81 233L84 234L83 235L84 237H82V238H84L83 242H84L85 246L83 245V243H80L82 241L79 242V238H81ZM119 233H120V235H119ZM155 233H160V235L157 236L158 234H155ZM17 234H19L20 237H18ZM71 234H73V233H71ZM136 234L138 235V237L141 236L143 239H141V237H140V239H141L140 240ZM161 234H162V236H161ZM236 234H238V235H236ZM47 235L49 237H47ZM78 235H80V237ZM89 235H91V236H89ZM133 235H134V237H133ZM178 235H180V236L178 237ZM217 235L219 237L221 235V239H224V240L220 241L221 239H219V241H216L219 238ZM5 236L6 237L9 236V238L7 237L9 239V242L7 241V238ZM57 236H59V237H57ZM85 236H86V239H88V240L85 239ZM125 236L123 238H125ZM11 237H13V240H15V242H10L12 239ZM23 237L24 238L26 237V238L23 239ZM115 237L119 239L120 243ZM136 237L139 239V240H137V242H136V239H135V241H133L134 238H136ZM155 237H157V239H155ZM164 237L167 241H165ZM182 237H184V239ZM230 237L231 238L234 237V238L229 239ZM3 238L6 240V242ZM34 238H37L38 239L37 242L39 241V243L42 246H43V244L41 243L42 240H44L46 243L48 242L47 244H49L50 247H48V248L46 247V249L47 250L50 249V251L48 250L45 252V250H46L45 246H47V244L44 243L45 246L43 247V250L45 249L44 252L46 254L45 253H44L45 255L36 254V251L38 249H40L39 246H41V245L35 244L33 247L36 248V246L38 245L37 246L38 249L36 248L37 250H35L34 253L31 252L29 255L30 251L26 252V250H29V248L31 250V248H32L31 245H33V243H35V240H36ZM74 238H75V241H74ZM82 238L80 240H83ZM111 238H113V240H114L113 242H112ZM177 238H178V240H177ZM180 238H181V240H180ZM241 238H243V240ZM252 238H253L254 242H252L253 241ZM19 239H21V241ZM153 239H154V241L157 240L156 244H159V246L157 245L158 247L157 246L155 247L156 244H154V245L152 244V243H154ZM174 239L177 241L174 242ZM240 239L242 240V242ZM115 240L118 241L116 245L113 244L115 242ZM179 240L182 241L181 242L182 244L178 242ZM229 240L231 242H229ZM234 240H240V241H238L236 243ZM260 240H258V241H260ZM16 241H17V243H16ZM90 241L95 242L96 246H95V244L93 245ZM159 241H160V243H159ZM161 241H165L164 242L165 244L163 245V243H161ZM30 242H33V243H30ZM75 242L78 243V249H77V245ZM108 242H111V243H108ZM132 242H134V245L139 244V243L142 245H141V247H140V245H138V246L135 245L134 247H132L133 249L140 247V249L139 250L135 249L136 252L135 251L132 252L134 254H132L133 257L130 258L131 257L130 251H132V250H130L128 248H131V246H133ZM177 242L180 245L178 244V246H177L176 245ZM183 242L184 243L187 242V244L185 243V246L186 245L187 246L186 247L184 246L187 249L186 250L184 248L186 250V252L184 249H181V247L183 248V246H181V245H184ZM214 242L215 243L218 242L217 245H220V246L216 247L217 245H215V247H213L215 244ZM224 242L227 243L228 246H226V244ZM232 242H234L235 246L233 245ZM244 242H248V243L250 242L251 244L249 243V244H247V246L248 247L250 245L252 246L250 251H248L244 248V250H246V252H249L246 254V257L247 258L249 257L248 259L245 258V256H243V254H245L246 252L243 251L242 249H240V248L244 247V244H245ZM118 243L119 244L122 243L123 247H124V244H125V246L127 244V246L125 247L127 249H125V248L123 249V247L121 246V249H123V250H121L119 248L120 245ZM231 243L233 246H231ZM240 243H241V245H240ZM111 244L113 245V247ZM161 244L163 246L160 249ZM173 244H175V246H174L175 249L174 248L173 249L176 250V252L171 249V247H173ZM223 244H225V245H223ZM4 245L7 247H5ZM79 245H81V246L83 245L84 248H83V246L81 247ZM86 245L89 247H87ZM107 245L109 247H107ZM110 245H111V247H110ZM9 246H10V248H9ZM74 246H76V247H74ZM93 246L95 249L92 250ZM114 246L115 247L117 246L116 248L117 249L119 248L121 250V256H120V251L115 253L119 249L117 250ZM176 246L180 247L179 250H184V252L182 251L183 254L177 250ZM245 246H246V244H245ZM79 247L82 248V249H80L82 251L79 250ZM235 247H238L239 249L236 248V249H238L236 251ZM6 248H9L10 250L8 249L7 251H5ZM88 248H91L90 253H89ZM18 249H21V250L23 249L25 254L27 253L25 255V254H23V251H22L21 254L23 255L24 259H23V257H19L22 255L19 254L21 250H18ZM65 249L68 251V253L66 252ZM43 250L41 248V252L39 251L37 253H42ZM87 250H88V252H87ZM114 250H116V251L114 252ZM126 250L127 251L130 250L129 251L130 253H127L128 255H130L129 257L127 255L124 256V254H126ZM137 250H138V252H137ZM190 250H191V252H189ZM31 251H34L33 248ZM241 251L244 253H242ZM2 252H4V254H2ZM62 252L66 255H64ZM109 252L117 254V256L114 254H110ZM179 252L183 256H178ZM229 252H231V254ZM252 252H254L255 254L257 252L259 257L257 256V254L256 255L254 254V256H253ZM60 253H61V255H60ZM136 253H137V255L135 256ZM176 253H177V255H176ZM35 254L37 257L34 256ZM122 254H123V256H122ZM168 254H171L174 257L178 256L176 258H178L179 261L178 260L176 261V258H173L172 256H170V257H172L171 259H173V260L169 261V259H167V257H169ZM223 254H226L225 255L226 258L223 257L224 256ZM5 255H6V257H5ZM31 255H33L34 258H30V257H33ZM109 255H111V258ZM231 255H232V257L235 256V260H237V262H235V260H233L234 258L233 259L231 258ZM25 256H27V258H30V259L28 260L27 258H25ZM60 256H62V257H60ZM114 256H116L117 260L112 259V257H114ZM145 256H147V257H145ZM239 256H242V257H239ZM74 257H75V259H74ZM117 257H119V260ZM191 257H192V259H190ZM227 257H228V259H227ZM257 257L259 259H257ZM109 258L112 262H110ZM143 258H147V260L148 259L149 260L146 261V259L143 260ZM221 258L222 259L224 258V259L220 261ZM236 258H238V259H236ZM141 259L143 261H146V262L142 261V263H141ZM174 259H175V262H173ZM231 259L233 260V262ZM62 260L64 261V259H62ZM113 260H115V263L113 262ZM79 261H80V263H78ZM31 262L32 263H29V264H35V262L33 263V260ZM260 262H262V263H260Z\"/></svg>",
    "mask_w": 264,
    "mask_h": 264
},
{
    "label": "bare ground",
    "instance_id": "6f19581e",
    "mask_svg": "<svg viewBox=\"0 0 264 264\" xmlns=\"http://www.w3.org/2000/svg\"><path fill=\"white\" fill-rule=\"evenodd\" d=\"M44 1H46V0H44ZM106 1H107V0H106ZM106 1H105V3H104V1H103V7L105 6L104 4H109V6H110V3H109V2H110V1H113V0H108L109 2H106ZM158 1H159V2H158ZM207 1L209 2L210 0H195V1H193V2H194V4H193V3H191L192 0H190V5H189V7H191V6H193V5L195 6V7L193 6L195 10H190L191 12H192V11L195 12V13L192 12V14H193V13H194V14H198V13H197L198 11L202 12L203 10H207V8H206V7H207ZM217 1L219 2V0H217ZM220 1H221V0H220ZM239 1H240V0H239ZM242 1H243V0H242ZM245 1H247V0H245ZM251 1H252V0H251ZM253 1H254V0H253ZM253 1H252V2H253ZM256 1H257V0H256ZM256 1H255V2H256ZM260 1H261V0H260ZM153 2H155V0H154ZM157 2L160 4V0H157ZM169 2H170L171 5H172L173 2H171V1H169ZM186 2H187V1H186ZM186 2H185V3H186ZM188 2H189V1H188ZM221 2H222V1H221ZM221 2H219V3H220V4H219V7H220V9H222V10H226V9L228 10L229 7H232V6H230L231 4H229V3H231V2L227 3V2H225V1H223L222 4H221ZM247 2H248V1H247ZM247 2H246V3H247ZM258 2H259V1H258ZM185 3H184V4H185ZM232 3H233V2H232ZM246 3H245V4H246ZM256 3H257V2H256ZM259 3H260V2H259ZM262 3H264V1H263ZM262 3H260V4H262ZM0 4H1V2H0ZM140 4H141V2L138 1V3H137L136 6H140ZM153 4H154V3H153ZM162 4H163V3H162ZM162 4H160V5H162ZM166 4H167V3H165V5H166ZM173 4H174V3H173ZM184 4H182V5L185 6L187 3H186L185 5H184ZM188 4H189V3H188ZM192 4H193V5H192ZM208 4H209V3H208ZM211 4H212V3H211ZM217 4H218V3H217ZM235 4H237V3L235 2ZM235 4H233V5L236 6ZM239 4H240V5H239ZM111 5H112V3H111ZM154 5H155V4H154ZM157 5H158V4H157ZM157 5H155V6H157ZM169 5H170V4H169ZM169 5L167 4V6H169ZM171 5H170V6H171ZM213 5H214V4H213ZM215 5H216V4H215ZM106 6H107V5H106ZM167 6H166V8H168ZM205 6H206V7H205ZM234 6H233V8H234ZM240 6H242V5H241V3L238 2V6H237V7H238V10H239V7H240ZM258 6H259V5H258ZM107 7H108V6H107ZM208 7H209V9H208V11H209V10H210V7H212V5H208ZM214 7H215V6H214ZM237 7H236V8H237ZM247 7H248V6H247ZM247 7H245V10H243L244 13L246 12ZM252 7H253V6H252ZM105 8H106V7H105ZM110 8H111V7H110ZM110 8H108V9H110ZM169 8H170V7H169ZM171 8H172V7H171ZM171 8H170V9H171ZM242 8H243V7H242ZM106 9H107V8H106ZM191 9H193V8L191 7ZM250 9H251V8H250ZM252 9H253V8H252ZM256 9H257V8H256ZM261 9H262V8H261ZM238 10H237V12H238ZM263 10H264V9H263ZM208 11H207V12H208ZM241 11H242V10H241ZM258 11H259V9H258ZM258 11H257V12H258ZM200 12H199V14H200ZM211 12H212V11H210V13H211ZM225 12H226V11H225ZM251 12H252V10H251ZM261 12H262V11H261ZM204 13H205V12H204ZM208 13H209V12H208ZM226 13H227V12H226ZM244 13H243V14H244ZM259 13H260V11H259ZM259 13H257V14L259 15ZM262 13H264V11H263ZM2 14H3V13H2ZM2 14H0V16H1ZM5 14H6V13H5ZM5 14H4V15H5ZM206 14H207V13H206ZM237 14H238V13H237ZM246 14H247V16H246V15H244V16H246V17L249 19L250 16L248 15V12H247ZM254 14H255V13H254ZM4 15H2L4 18L1 17L0 20H1L2 18L5 19V16H6V15H5V16H4ZM250 15H251V14H250ZM258 15H256V16H258ZM261 15H262V16H261ZM32 16H33V15H32ZM256 16H255V17H256ZM259 16H260L259 18L261 19V17H263V14L260 13ZM39 17H40V16H39ZM251 17H252V16H251ZM255 17H253V18L255 19ZM13 18H15V17H13ZM13 18H12V19H13ZM247 18H244V17H243V20H244V19L246 20ZM253 18H252V19H253ZM34 19H35V21H33L34 24H36V23L39 21V19H41V20H40V23L43 21L42 18H39V19L34 18ZM229 19H230V18H229ZM241 19H242V17H241ZM248 19L246 20L247 22H244V23H245V24H244L245 26H246L247 23H250L251 21H254V19H253V20H252L251 18H250V20H248ZM257 19H258V18H256V20L254 21L255 23H256V21H258ZM37 20H38V21H37ZM154 20H156V18H155V19L153 18V21H154ZM245 20H244V21H245ZM2 21H4V20H1V21H0V25H2V24H1ZM156 21H157V20H156ZM156 21H155V22H156ZM161 21H162V20H161ZM199 21H200V20H198V23H199V24H202V23H203V24H204V28H205V23L202 22V21H200V22H199ZM222 21H225V19L222 20ZM230 21H231V20H230ZM240 21H241V20H240ZM259 21H261V20H259ZM259 21H258V23L260 24ZM263 21H264V20H263ZM108 22H109V24H110V28H111V29H112V27L115 29V27H117L118 24H119V25L122 24V22H121L119 19H116V18H111ZM190 22H191V21H190ZM196 22H197V21H196ZM254 22H253V23L251 22L252 25L255 24ZM180 23H181V22H179V24H180ZM187 23H188V22H186V24H187ZM193 23H194V22H191V24H193ZM228 23H229V21H227V24H228ZM148 24L150 25V23H148ZM203 24H202V25H203ZM239 24H240V23H239ZM40 25H41V24H40ZM40 25H39V23H38V25H36V26H40ZM162 25H163V24H161L160 27H161ZM180 25H182V26L184 25V26H183V30H185V29H184V27L186 26V25H185V22H184V23H181ZM194 25H196V23H195ZM202 25H201V26H202ZM244 25H243V26H244ZM154 26H155V23H154ZM156 26H157V22H156ZM243 26H242V29L244 28ZM150 27H151V26H150ZM157 27H158V26H157ZM179 27H180V29L182 30L181 26H179ZM190 27H194V26H190ZM199 27H200V26H199ZM215 27H216V26H214V28H215ZM185 28H186V27H185ZM204 28H203V29H204ZM218 28H219V26H218ZM221 28H222V26H221ZM223 28H224V27H223ZM42 29H43V28H42ZM201 29H202V28H201ZM263 29H264V27H262V32L264 31ZM150 30L153 31L152 29H149V31H150ZM154 30H155V29H154ZM178 30H179V29H178ZM213 30H214V31H215V30L217 31V28H216V29H213ZM244 30H246V29H244ZM247 30H248V29H247ZM249 30H250V29H249ZM253 30H254V29H253ZM39 31H40V30H39ZM149 31H148V32H149ZM151 31H150V32H151ZM179 31H180V30H179ZM214 31L211 30V33L213 34V33L216 32V31H215V32H214ZM150 32H149V33H150ZM181 32H182V31H180V32H178V33L181 34ZM185 32H186V33H185ZM185 32H184V34H183L184 36H185V34L187 35V31H185ZM249 32H250V31H249ZM260 32H261V31H260ZM28 34H29V33H28ZM150 34H151V33H150ZM150 34H149V37H148V38H150V36H151V37L153 36V33H152V35H150ZM161 34H162V33H161ZM195 34H196V32H195V33L193 32V37L195 38V36H197V39H198L197 41H201V42L203 43L205 37L200 36V35H199V37H198V34H197V35H195ZM212 34H211V35H212ZM253 34H255L254 31H253ZM253 34H252V35H253ZM260 34H261V33H260ZM29 35H31V34H29ZM29 35H28V36H29ZM181 35H182V34H181ZM190 35H191V34H190ZM194 35H195V36H194ZM214 35H215V36H216V35L218 36V31H217ZM214 35H212L211 37H212V38L215 37ZM263 35H264V34H263ZM263 35H262V36H263ZM205 36H206V35H205ZM23 37H24V36H23ZM23 37H22V38H23ZM29 37H30V36H29ZM29 37L25 36V37L23 38L24 41H27L26 44L28 43V39H29ZM187 37H190V36L188 35ZM207 37H208V36H207ZM209 37H210V36H209ZM209 37L207 38L208 40L210 39ZM254 37H256V36H254ZM20 38H21V37H20ZM194 38H193V40H192V38H190L191 41H196V40H194ZM216 38L218 39L219 37H216ZM216 38H214V40H216ZM227 38H228V37H225V35H224V37L221 36V40H220V42H219L218 48H219L220 45H223V48H224L225 45H226V47H227V44H226V43L228 42V39H227ZM23 39H22V40H23ZM56 39H57V38H56ZM195 39H196V38H195ZM22 40H21V41L19 40L20 42L18 41L19 44H22V43H21ZM211 40H213V39H211ZM197 41H196V44L199 45L201 42L198 44ZM205 41H206V40H205ZM206 42L208 43V41H206ZM211 42H213V41H211ZM26 44L23 43L22 46H25ZM57 44H58V42L55 41V46H57ZM193 44H194V42H193ZM211 44H212V43H208V45H211ZM247 45H248V44H247ZM247 45H245V46H243V47H241V46H236L235 48L232 49V51H233V52H236V53H239V54H240V53H244V52H246L248 49H250V48H248ZM22 46H21V48H23ZM200 46H201V45H200ZM208 47H209V49H210V47H212V45H211V46H207V48H208ZM214 47H216V45H215ZM226 47H225V48H226ZM218 48H217V50H216V49H214V50H216V51L218 52ZM223 48H222V53H223ZM17 49H18V48H17ZM23 49H24V48H23ZM253 50H254V49H252V51H253ZM37 51H38V49H37ZM211 51H213V49H211ZM34 52H35V51H34ZM218 53H220V50H219ZM230 53H231V52H230ZM233 54H234V53H233ZM247 54H248V52H247ZM33 55H34V53H33ZM37 55H38V54H37ZM37 55H36V56H37ZM98 56H99V55H98ZM100 57H102V56L100 55ZM100 57H97V59H100ZM235 58H236V57H235ZM104 60H105V57H104ZM104 60L101 58L99 61H98V60H97V61L100 62V63H103V62H101V61H104ZM262 60H263V62H264V59H262ZM261 62H262V61H261ZM228 64H229V63H228ZM237 64H238V63H237ZM10 65H11L12 68L9 67ZM10 65L8 66L7 72H8V70H10V69H14V68H15L14 66H12L13 64H10ZM14 65H15V64H14ZM234 65H235V64H234ZM263 65H264V64H263ZM225 66H226V65H225ZM13 67H14V68H13ZM43 67L45 68V66H43ZM237 68H238V67H237ZM128 69H130V68H128ZM15 70H16V69H15ZM15 70H14V72H16ZM50 70H51V69H50ZM50 70H49L48 68H46V69L43 70V72H42L43 75H41V76H43V77H42L43 79H44V77H45L46 80H47L48 78L51 77V74H52V73H51ZM122 70H123V69H122ZM11 71H12V70H11ZM123 71H125V70H123ZM126 71H127V70H126ZM128 71H129V70H128ZM14 72H13V73H14ZM52 72H53V71H52ZM117 72H118V71H117ZM121 72H122V71H121ZM129 72L132 73V70H130ZM129 72H127V73L124 75V77H123V76H122V77L125 78L126 80H128L129 83H130L133 77H132L131 73H129ZM133 72H135V71H133ZM247 72L250 73L252 76L255 75V77H256V76L261 77V76H262V73H263L260 69H258V68H254V67H246V73H247ZM90 73H91V72H90ZM118 73H119V72H118ZM248 73H247V74H248ZM9 74L12 75L10 72H9ZM9 74H8V75H9ZM122 74H123V72H122ZM10 75H9V76H10ZM13 75H15V74H13ZM52 75H53V74H52ZM120 76H121V75H120ZM149 76H150V75H149ZM212 76H213V75H212ZM216 76H218V75H215V76H213V77H216ZM223 76H224V75H223ZM225 76H226V74H225ZM225 76H224V77H225ZM118 77H119V76H118ZM135 77H137V76H135ZM135 77H134V80H137V79H135ZM228 77H231V76H227V78H228ZM234 77H235V76H234ZM137 78H138V77H137ZM238 78H239V77H238ZM145 79H147V78H145ZM149 79L151 80L152 78H149ZM157 79H158V78H157ZM232 79H234V78L231 77L230 80H232ZM236 79H237V78H236ZM240 79H241V78H240ZM244 80H245V79H244ZM251 80H253V79H251ZM251 80H248V81H250V83L253 85V86L251 85L252 88H250V89H255V88H257V86H256L257 83L255 84L254 81H252V82H253V83H252ZM233 81L235 82V85H236V82H237V81H236L235 79L232 80V82H233ZM135 82H136V81H135ZM150 82H152V80H151ZM228 82H231V81H228ZM242 82H244V81H241V82H240L241 84L239 83L241 86H242V84H243ZM245 82H246V81H245ZM245 82H244V83H245ZM255 82H256V81H255ZM143 83H144V82H143ZM247 83H248V82H247ZM250 83H249L248 87H250ZM146 84H147V83H146ZM146 84H145V85H146ZM150 84H152V83H150ZM231 84H232V83H231ZM233 84H234V83H233ZM101 85H103V84H101ZM206 85H207V84H206ZM245 85H246V84H245ZM257 85H258V84H257ZM98 86H99V85H98ZM202 86H203V85H202ZM179 87H180V86H179ZM205 87H206V86H205ZM243 87H244V84H243ZM253 87H255V88H253ZM181 88H182V87H181ZM181 88H180V89H181ZM202 88H204V87H202ZM228 88H230V87H228ZM228 88H226V89H228ZM0 89H1V88H0ZM108 89H109V88H108L107 86H106V87L103 86V87L100 88L99 90H100L101 92L106 93V92H108ZM155 89H156L157 92H164V91L167 90V88H166V84H163L162 82H158V83L156 84V86H155ZM178 89H179V88H178ZM180 89H179V90H180ZM183 89H184V88H183ZM191 89H192V88H191ZM205 89L208 90V87H206ZM209 89H210V88H209ZM245 89H247V88H245ZM61 90H62V89H60V91H61ZM193 90H194V89H193ZM207 90H206V91H207ZM224 90H225V89H224ZM228 90H229V89H228ZM228 90H227V91L225 90V92H224V91H221V93L224 92V93H223L224 95H221L223 101L220 100L222 103L225 102V103L227 104V97H226V94L228 95V93H229ZM232 90H233V89H232ZM64 91H65V90H64ZM64 91H63V92L61 91V92L64 93ZM180 91L182 92L183 90H180ZM184 91H185V89H184ZM202 91H203V90H202ZM208 91H209V90H208ZM208 91H207L206 93H208ZM229 91H230V90H229ZM2 92H3V91H2ZM58 92H59V91H58ZM187 92H189V91H187ZM226 92H228V93H226ZM0 93H1V90H0ZM8 93H9V92H8ZM8 93H5V94H8ZM66 93H67V92H66ZM5 94L3 93L2 96L4 97ZM183 94H186V91H185ZM188 94H189V93H188ZM243 94H244V93H243ZM0 95H1V94H0ZM57 95H58V97L60 98V96H61L62 94L60 95V92H59V94L57 93ZM59 95H60V96H59ZM65 95H66V98H67L68 94H65ZM177 95H178V92H177V94H176V98H177ZM179 95L181 96L180 92H179ZM189 95H191V93H190ZM7 96H8V95H7ZM62 96H63V98L65 97L64 94H63ZM62 96H61V97H62ZM249 96H250V95H249ZM249 96H247V95H243V96H242V94H241L239 100H238V99H237V100H238V101H240V100L242 101V100H245V99L247 100V98L249 99ZM251 96H252V95H251ZM127 97H129V98L127 99V102H130V101L132 100L131 97H130V96H127ZM173 97H174V96H173ZM181 97H182V96H181ZM183 97H185V95H184ZM189 97H190V96H189ZM178 98H179V96H178ZM220 98H221V97H220ZM228 98H229V95H228ZM237 98H238V96H237ZM64 99H65V98H64ZM64 99H63V100H64ZM182 99H183V98H182ZM182 99L180 98V99H177V100H182ZM184 99H185V98H184ZM184 99L182 100V102L185 101ZM187 99H188V98H186V100H187ZM63 100H61V101L63 102ZM104 100H105V99H104ZM104 100H103V101H104ZM156 100L160 102L161 99H160V100H159V99H156ZM189 100H190V99H189ZM230 100H231V99H230ZM103 101H102V104H106V103H104L106 100H105L104 102H103ZM110 101H111V100H110ZM114 101H115V100H114ZM112 102H113V101H112ZM154 102H155L154 104L156 105V101H154ZM159 102H157V105H158ZM162 102L165 103V101L161 100V103H162ZM180 102H181V101H180ZM228 102H229V99H228ZM43 103H45V102H43ZM109 103H110V102L107 101V104H109ZM184 103H186V102H184ZM209 103H212V102L209 101V102H208V105H209ZM219 103H220V102H219ZM222 103H221V104H222ZM57 104H59V103H57ZM99 104H100V103H99ZM99 104L97 105V107H99ZM102 104H101V105H102ZM107 104H106V105H107ZM134 104H136V103L134 102ZM212 104H213V103H212ZM223 104H224V103H223ZM243 104H244V103H243ZM41 105H42V103H41ZM53 105H54V104H53ZM101 105H100V106H101ZM161 105H162V104H161ZM161 105H158V107H159V106L161 107ZM181 105H182V104H181ZM45 106L47 107V105H45ZM45 106H44V108H45ZM59 106H60V104H59ZM59 106H57V107L59 108ZM162 106H163V105H162ZM210 106H212V105H210ZM226 106H227V105H226ZM226 106H225V107H226ZM42 107H43V106H42ZM49 107H50V106H49ZM49 107H48V109H49ZM55 107H56V106H55ZM55 107H54V106L51 107V108H54V109H55V110L53 109L54 111L51 110V108H50L51 111H48L49 113L46 111V112H47L46 114H50V115L48 116V119H49V120H50V116H51V118H53V116H54V118L58 117V118H61V119H62V117H64L63 115H62V117H61V116L59 117V115H58L59 113H61L60 110H62V108L60 107V110H59V111L57 110V112H59V113L56 114L57 112L55 113V111H56V109H58V108H57V107L55 108ZM102 107H103V105H102ZM153 107H154V105H153ZM156 107H157V106H156ZM156 107H155V109H156ZM158 107H157V108H158ZM164 107H165V106H164ZM173 107H174V106H173ZM212 107H213V106H212ZM218 107H219V104H218ZM99 108L101 109V107H99ZM177 108H178V107H177V105H176L175 108H173L174 111H175V109L177 110ZM180 108H181V107H180ZM180 108H178V109H180ZM239 108L242 109V111H243L242 113H244V114L246 113V110H247V109H245V108L243 109V108H241V107H238V110H237V109H234V112H233V111H232V112L235 113V112L237 111L236 114L241 115V117H240L239 115H237V116H239V117H237V116H235V118H234V117H230L231 119L234 118V120H235L236 117H237L236 120L240 121L242 118H244V117L246 116V115L244 116V114H243V116H242L241 112L238 113L239 110H240ZM100 109H99V110H100ZM102 109H103V108H102ZM152 109H154V108H152ZM162 109H163V108H161L160 110H162ZM232 109H233V108H232ZM256 109H258V108L256 107ZM158 110H159V108L156 109V111H158ZM180 110H181V109H180ZM203 110H204V109H202L203 116H202L201 118H198V117L201 116V114H200L201 112H200V111H199V113H198V111H197V113H195V115H196V114H200L198 117H196V118H198V120H199V119L201 120V119L203 118V120H202L200 123H201V125H202V124L205 125V126L202 125L203 127H201V130L203 129V131H204L203 134H205V133L207 132V129H209V128H207V127H211V126H212L211 119H212V117L214 116L213 114H214L215 112L213 111L214 113H212V110L208 112V110L205 109V110H207V113H209V114H207V113H204ZM244 110H245V112H244ZM93 111H94V110H93ZM93 111H92V112H93ZM97 111H98V109H97ZM97 111H96V112H97ZM174 111L172 110V114H173V115L171 114V118H173V120H174V117H175L176 115H178V113L176 114V112H174ZM43 112L45 113V111H43ZM52 112H54V113L56 114V117H55L54 113H52ZM62 112H63V111H62ZM85 112H86V111H85ZM96 112H95V113H96ZM161 112H163V110L160 111V113H161ZM177 112H179V110H177ZM182 112H183V111H182ZM210 112H211L212 114H211ZM229 112H230V111H229ZM51 113L53 114V116L51 115ZM78 113H79V112H78ZM78 113L76 114V116L78 115ZM152 113H153V116H154V112H152ZM160 113H159L158 115H160ZM169 113H170V111H169ZM179 113L181 114V111H180ZM183 113H184V112H183ZM230 113H231V112H230ZM233 113H231V114H233ZM0 114H1V112H0ZM46 114H45V115H46ZM62 114H63V113H62ZM87 114H88V113H87ZM90 114H93V113H91V110H90L89 115H90ZM98 114H99V113H98ZM156 114H157V113H156ZM156 114H155V115H156ZM161 114H163V113H161ZM187 114H188L187 112H186V115H185V114H182V117H181V118H183V115L187 116V118H188V115H187ZM204 114H205V115H204ZM210 114H211V115H210ZM231 114H230V115H231ZM236 114H234V115H236ZM246 114H247V113H246ZM45 115H44V116H45ZM57 115H58V116H57ZM81 115H82V114H81ZM81 115L79 114V117H80ZM83 115H84V114H83ZM83 115H82V116H83ZM96 115H97V114H96ZM99 115H100V114H99ZM158 115H157V117H158ZM168 115H169V114H168ZM174 115H175V116H174ZM193 115H194V114L192 113V116H193ZM195 115H194V116H195ZM212 115H213V116H212ZM234 115H232V116H234ZM82 116H81V119H82ZM160 116H161V115H160ZM172 116H173V117H172ZM180 116H181V115H180ZM227 116L229 117V115H227ZM45 117H47V116H45ZM84 117H85V116H84ZM84 117H83V119H84ZM121 117H123V116H121ZM121 117H120V118H121ZM154 117H155V116H154ZM176 117H177V116H176ZM224 117H225V116H224ZM54 118H53L51 121H53V120H54V121H57V120H55ZM58 118H57V119H58ZM74 118H75V115H74ZM77 118H78V116H77ZM87 118H88V117H86L85 119H87ZM90 118H91V117H90ZM90 118H89V119H90ZM178 118H179V117H178ZM178 118H175V120H176V119L178 120ZM190 118H192V117H190ZM196 118L194 117V119L192 118L191 120L193 121V120H195ZM238 118H239L240 120H239ZM0 119H1V118H0ZM61 119H58V120H61ZM79 119H80V118H79ZM83 119H82V120H83ZM102 119H103V118H102ZM104 119H105V118H104ZM1 120H2V119H1ZM1 120H0V121H1ZM73 120H74V119H73ZM73 120L70 121V123H71L70 125H72V126L77 125V124H75V125L72 124ZM76 120H77V119H76ZM82 120H80V121H81L80 123H83ZM93 120H94V119H93ZM177 120H176V121H177ZM183 120H184V121H185V120L187 121L186 117H185ZM198 120H195V123H197ZM242 120H244V119H242ZM86 121H87V120H84V122H86ZM91 121H92V120H91ZM121 121H122V119H121ZM123 121H125V120H123ZM178 121H179V120H178ZM181 121H182V120H181ZM186 121H185V122H186ZM189 121H190V120H189ZM196 121H197V122H196ZM203 121H205V122L203 123ZM61 122H62V121H61ZM88 122H89V121H88ZM95 122H96V121H95ZM95 122H94V123H95ZM174 122H175V121H174ZM193 122H194V121H193ZM193 122H188L187 124H189V123H193ZM208 122H210L211 125H210ZM241 122H242V121H241ZM241 122H240V123H241ZM243 122H244V121H243ZM243 122H242V125H243ZM0 123H1V122H0ZM75 123H76V121H75ZM92 123H93V121H92ZM7 124H8V123H7ZM7 124H6V125H7ZM9 124H10V123H9ZM11 124H12V123H11ZM11 124H10V125H11ZM90 124H91V123H90ZM90 124H87V123H86V125H89V127H90ZM198 124H199V123H197V126H198ZM207 124H208V125H207ZM78 125H79V122H78ZM78 125H77V126H78ZM81 125H82V124H81ZM86 125H85V126L83 125V126H84V127H87V129L89 130L90 128H88V126H86ZM179 125H180V124H179ZM194 125L196 126V124H194ZM209 125H210V126H209ZM220 125H221V124H218V126H216V127L218 128V131H219V129L221 128V127H219ZM242 125H241V126H242ZM7 126H9V125H7ZM7 126H6L5 128L3 127V128H4L3 131H5V129H6V131H7V129L10 127V126H9V127L7 128ZM14 126H15V125H14V123H13V127H14ZM77 126H75V127H76L75 129H77ZM199 126H200V124H199ZM199 126H198V127H199ZM239 126H240V125H239ZM45 127L47 128V130H49V129H48V126H45ZM78 127H79V126H78ZM11 128H12V126H11ZM46 128H45V129H46ZM49 128H50V130H49L50 132H51V130L53 131V129H51V127H49ZM72 128H73V127H72ZM72 128L70 127V129H72ZM79 128H82V127L80 126ZM199 128H200V127H199ZM204 128H206V132H205ZM217 128H216V130H217ZM235 128H236V127H235ZM43 129H44V128H43ZM75 129H74V130H75ZM239 129H240V128H239ZM252 129H253V128H252ZM252 129H250V130H252ZM254 129H255V128H254ZM254 129H253L252 131H254ZM10 130H11V131H10ZM14 130H15V127L13 128V130H12V129H8L7 132L9 133V131H10L9 134H12L11 132L14 133ZM47 130H46V131H47ZM74 130H69V131H72V132H73ZM77 130H78V129H77ZM80 130H82V129H80ZM80 130H78V131H80ZM83 130H85V129L83 128ZM3 131H2V132H3ZM25 131L27 132V135L24 134L25 137L22 136V135H23L22 133H24V130H23V132L20 133V136H21L22 138H25L24 140L27 141V140H28L27 138H30L31 135L28 134V130H27V129H26ZM44 131H45V130H44ZM44 131L40 132V133H39V136L43 137V134H44V137H48V138H49L50 136H53V134H54V131L52 132V134H51L49 131H48V132L45 131L46 133H45ZM75 131H76V130H75ZM75 131H74V132H75ZM90 131H91V130L88 131L89 133L87 132V130L84 131L85 133L83 132V134H87V133H88V134H87V135H88V138H87L86 135H85L86 139L83 138V137L81 138V137L78 136L77 133H76V135H77L76 138H77L78 141H77L76 138H75V140H73V142H75V141H76V142H79L82 146L84 145L83 143H85V142H87L86 144H91V143H88L89 141H85V140H87V139L89 140V136L91 135L90 133L92 132V131H91V132H90ZM139 131H140V130H139ZM139 131H137V132H139ZM141 131H142V130H141ZM147 131H149V129H147ZM203 131H202V132H203ZM252 131H250V132H252ZM255 131H256V129H255ZM255 131H254V132H255ZM2 132L0 133V135L2 134V135L4 136V134H6V133L3 134ZM43 132H44V133H43ZM74 132H73V134H75ZM80 132H81V131H80ZM86 132H87V133H86ZM137 132H136V134L138 135ZM8 133H7V137L9 136L8 138H10L12 135L10 136ZM29 133H31L30 130H29ZM41 133H42V134H41ZM142 133H143V132H142ZM40 134H41V135H40ZM47 134H48V135H47ZM49 134H50V136H49ZM70 134H72V133H69V135H70ZM66 135H67V137L69 136L68 134H66ZM66 135H65V137H66ZM92 135H93L94 137H96L93 133H92ZM118 135H119V134H118ZM137 135H136L137 139L140 140L141 135H140V136H139V135L137 136ZM143 135H144V134H142V136H143ZM147 135H149V133H148ZM150 135H151V134H150ZM150 135H149V136H150ZM208 135H209V133H208ZM5 136H6V135H5ZM5 136H4V137H5ZM26 136H27V138H26ZM28 136H29V137H28ZM54 136H55V134H54ZM81 136H82V132H81ZM93 136H92V137H93ZM131 136H133V135H131ZM206 136H207V135H206ZM1 137H2V136H1ZM1 137H0V138H1ZM41 137H40V138H41ZM44 137H43V138H44ZM65 137H64V138H65ZM67 137H66V138H67ZM70 137L72 138L73 135H72V136L70 135L68 138H70ZM114 137H116V134L114 135ZM133 137H134V136H133ZM133 137H131V138H132L131 140L134 139ZM136 137H135V138H136ZM145 137H146V135H145ZM203 137H204V136H203ZM203 137H202V138H203ZM2 138H3V137H2ZM8 138H7V139H8ZM52 138H53V137H52ZM66 138H65V139H66ZM73 138H74V137H73ZM78 138H81V140H84V142H83V141H82L83 143L80 142ZM142 138H144V137H142ZM200 138H201V137H199V139H200ZM4 139H5V138H4ZM45 139H47V138H45ZM137 139H134V140H133V143H132V142H131V143H132V144H134V142L137 143V142H136ZM144 139H145V140H142V142H144V144L147 143V142H150V140H147V141H146V139H149L148 137H147V138H144ZM170 139H171V138H170ZM170 139H169V140H170ZM68 140H69V139H68ZM68 140H67V141H68ZM90 140H92V139H90ZM93 140H95V138H94ZM97 140H98V139H97ZM195 140H196V142H197V145H198L199 142H201V141H199V140H198V141H199V142H198L197 139H195ZM195 140L192 142L193 144H194ZM241 140H242L241 138L238 140V142H240V144L237 142V143L239 144V145H238L239 147H242L241 143L244 142V140H242V141H241ZM26 141H24V142H26ZM39 141H41V144H42L43 139H41V140H39ZM50 141H51V139H50ZM50 141H49V139H47V143H49ZM69 141H70V140H69ZM69 141H68V142H69ZM98 141H99V140H98ZM145 141H146V142H145ZM164 141H165V140H164ZM164 141H163V143H164ZM208 141H210V140H208ZM20 142H21V141H20ZM24 142H21V144L24 143ZM73 142H72V143H73ZM99 142H100V144H101V141H99ZM99 142H96V141H95L96 144H94V145L91 144V145L94 147V146H96L97 144L99 145ZM140 142H141V141H140ZM165 142L167 143V147H168V143L171 142V141H168V142L165 141ZM172 142H173V141H172ZM172 142H171V143H172ZM196 142H195V144H196ZM202 142H204V141H202ZM1 143H2V142H1ZM1 143H0V144H1ZM11 143H12V142H11ZM45 143H46V140H45ZM45 143H44L43 145L47 147L48 144H45ZM66 143H67V142H66ZM70 143H71V142H69V144H70ZM79 143H78V144H75V143H74V145H76V147H78V146H80ZM102 143H103V142H102ZM163 143L161 142V144H163ZM166 143H164V145H165ZM205 143H208V144H207L208 147H209V146L211 147L210 142H206V141H205ZM64 144H65V143H64ZM64 144H63V145H64ZM103 144H104V143H103ZM103 144H102V145H103ZM144 144H143V145H144ZM169 144H170V143H169ZM173 144H174V143H173ZM199 144H200V143H199ZM201 144H202V143H201ZM201 144H200V145H201ZM1 145H3V144H1ZM5 145H6V144H5ZM5 145H3V147H4ZM10 145H11V144H10ZM19 145H20V144H19V142H18L17 146H19ZM51 145H52V144L50 143V146H51ZM65 145H66V144H65ZM71 145H72V144H71ZM98 145H97V147H98ZM102 145H101V146H102ZM143 145H142V146H143ZM157 145L160 146V143L157 144ZM170 145H172V144H170ZM170 145H169V148L172 150V147H171ZM174 145H175V144H174ZM174 145H173V146H174ZM240 145H241V146H240ZM15 146H16V145H15ZM17 146H16L15 148H18ZM23 146H25V145H23ZM50 146H48V147H50ZM53 146H54V145H52V147H53ZM60 146H62V144L59 143V147H60ZM88 146H89V145H88ZM243 146H244V148L246 149V147H245L246 145L244 144ZM52 147H51V148H52ZM55 147H57V148H54V149L52 148V149H53V152H52V151H50V152H51V153H54V151L57 149V151H55V152H56V155H55V154H52V155H54V156L56 157L57 154H59L61 151H62V152H61L62 154H65V152H66V149H64L65 146H64V147H63V146L60 147V149L63 148V149H61L60 152L58 151V150H59V148H58V144H57ZM83 147H85V145H84ZM83 147H82V148H83ZM86 147H87V146H86ZM86 147H85V148H86ZM97 147L94 148L95 152L93 151L92 147H90V148L92 149V151H93L94 153L97 152V154H98V153H99L98 151H100V149H97ZM103 147H104V145L102 146V148H103ZM163 147H164V146H162V148H163ZM203 147H204V146H203ZM208 147H207V148H208ZM6 148H7V147H6ZM34 148H35V147H34ZM65 148H66V147H65ZM98 148H99V147H98ZM165 148H166V146H165ZM169 148H166V149H168V150H166V151L162 149L161 152L164 153V151H165V152L169 153V152H170V151H169ZM244 148H243V149H244ZM20 149H23V151H25V150H24V147H23V148L20 147ZM32 149H33V148H32ZM32 149H31V151H32ZM39 149H40V148H39ZM83 149H84V148H83ZM86 149H87V148H86ZM96 149H97L98 151H97ZM107 149H108L109 151H111L109 148H107ZM107 149H106V150H107ZM130 149H132V147L128 149V152H129V153L126 151V152L128 153V154L126 153V155H129V156H128L129 158H130V151H131ZM209 149H210V148H208V151L210 152L211 149H210V150H209ZM9 150L11 151V149H8V151H9ZM15 150H16V149H15ZM35 150H36V148H35ZM35 150H33V151H35ZM63 150H65L64 153H63ZM103 150H104V149H103ZM241 150H242V149H241ZM1 151H2V149L0 150V152H1ZM16 151H19V150H16ZM36 151H37V150H36ZM39 151H40V150H39ZM41 151H42V150H41ZM86 151H87V150H86ZM92 151L90 150L91 153H92ZM101 151H102V150H101ZM168 151H169V152H168ZM243 151H244V150H243ZM6 152H7V150L5 151L4 154H6ZM26 152H27V151H26ZM26 152H25V153H26ZM57 152H58V153H57ZM80 152H81V151H80ZM90 152H88V154H89L88 156H89V157H90V155H91V156L94 155V153H92V154H93V155H92V154H90ZM124 152H125V151H123V155H124V157L128 159V157L125 156ZM131 152H132V151H131ZM244 152H245V151H244ZM8 153H9V152H8ZM8 153H7V154H8ZM16 153H17V152H16ZM27 153H28V152H27ZM31 153L33 154V156H31V157H30L31 159H30V158H29V155H31ZM31 153H30V151H29V153H28L29 161L31 160L30 162L33 161V160H32V159H33L32 157H35V156H34V155H35V152H31ZM36 153H37V152H36ZM73 153H74V152H73ZM103 153H104V155H106V156H107V154H108V153L105 154L104 151H103ZM163 153H162V154H163ZM210 153H211V152H210ZM10 154H13V153L11 152ZM19 154H20V153H19ZM22 154H23V152H22ZM66 154H67V153H66ZM71 154H72V151H70V155H71ZM78 154H79V153H77V154L74 153V155H76L75 157H77ZM97 154H96V156H97ZM111 154H112V153H111ZM111 154H110V155H111ZM131 154H132V153H131ZM178 154H180V153H178ZM185 154L188 155V157H187ZM185 154H183V153L180 154L181 156H183V155L186 156V157H184V158H185V162L183 161V163H185V165H186V162H191V160H192V162H195V161H194L195 159H192L193 157H196V156H194V154H192V153H191V155H190V153H189V154H188V153H185ZM38 155H39V154H38ZM38 155H37V156H38ZM42 155H43V154H42ZM52 155H50V156L48 155V156L51 158ZM70 155H67V156L69 157ZM98 155H99V154H98ZM101 155L103 156V154H101V152H100V156H98V157H102ZM189 155L191 156V160H190V161H189V159H190V156H189ZM0 156L3 157V156H5V155H3V153H2ZM8 156H10V155H8ZM8 156H5V158H6V157L9 158ZM11 156H12V155H11ZM11 156H10V158H11ZM22 156H23V155H22ZM59 156H60V155H59ZM61 156H62V155H61ZM67 156H66V157H67ZM111 156H112V155H111ZM155 156L157 157V155H155ZM155 156H154V157H155ZM1 157H0V158H1ZM12 157H13V156H12ZM20 157H21V156H20ZM42 157H43V156H42ZM49 157H47V158H49ZM57 157H58V156H57ZM57 157H56V158H57ZM71 157H72V155H71ZM71 157H69L68 159H71ZM78 157H79V160L76 161V162H77L78 165H79V164H80L79 161H80V159H81V158H80V157H81V154H79ZM94 157H95V156H94ZM98 157H97L96 161L101 160V158L98 159ZM103 157H104V156H103ZM112 157H113V156H112ZM156 157H155V159H156ZM177 157H178V156H177ZM5 158L3 157V158H1V159L3 160V159H5ZM10 158H9V159H10ZM28 158H27V159H28ZM60 158H61V157H58V159H60ZM90 158H91V157H90ZM105 158H106V157H104V159L102 158V160H105ZM108 158H109V159H108ZM108 158H106V160H105L104 162L101 160V161H98L96 164L102 166V165H103L102 163H105V162L108 163V161H109L110 159H112V158H110V156H109ZM139 158H140V156H139ZM152 158H153V157H152ZM179 158H182L181 160H183V157H179ZM186 158H188V159H186ZM9 159H5V161H2V160H1V163H0V164L3 166L4 164H6L7 162L10 161ZM11 159H12V158H11ZM27 159H25V163H26V162L28 163V160H27ZM51 159L53 160V158H51ZM51 159H46L47 161L50 160L49 163L46 162V163L49 164V166L46 165L45 163H43V165L45 164L46 166H45V165H44V166L48 168V169L45 170V168H44V166H43V169H44V170L46 171V173H48V174H49V173H50V174H51V173L53 174V172L50 171V170H53V169H49V168H50V165H51V161H52ZM58 159H57V160H58ZM66 159H67V158H66ZM153 159H154V158H153ZM155 159H154V163H153V161H152V165H151V166H154L153 164H156V163H155ZM157 159H159V158L157 157ZM157 159H156V162H157L158 165H159L160 162H162V167L165 166V163L163 164V161H162V160L160 161V159H159L160 162H158ZM177 159H178V158H177ZM238 159H239V158H238ZM26 160H27V161H26ZM57 160H56V161H55V160L52 161V166H51V167L54 168V170H55V166H56V164L54 165L53 163H54V162L57 163ZM72 160H73V158L71 159V161H72ZM107 160H108V161H107ZM181 160H178V161L181 162ZM186 160H187V161H186ZM232 160H233V159H232ZM234 160L236 161L237 159H234ZM6 161H7V162H6ZM34 161H35V162H34ZM34 161H33L34 163L37 162V161L35 160V158H34ZM71 161H70V162H71ZM73 161H74V160H73ZM5 162H6V163H5ZM14 162H15V161H13V163H14ZM33 162H32V163H33ZM67 162H68V163H67V165H68L70 162H69V160H68ZM101 162H102V163H101ZM192 162H191V163H192ZM211 162H212V161H211ZM255 162H256V160H255ZM262 162H263V160H262ZM3 163H4V164H3ZM11 163H12V162H11ZM32 163H31V164H32ZM34 163H33V164H34ZM77 163H76V164H75V163H74V164L71 163L70 165H73V166H70V167H76V168H78V167H77V166H78ZM100 163H101V164H100ZM181 163H182V162H181ZM183 163H182V164H183ZM232 163H233V162H232ZM235 163H238V164L240 165L239 160H237L236 162L233 163L234 166H235ZM242 163H243V162H242ZM253 163H254V161H253ZM17 164H18V166H19L20 163H16V166H17ZM29 164H30V163H29ZM29 164H28V166H29ZM33 164H32V165H33ZM211 164H213V163H211ZM230 164H231V163H230ZM238 164H236V165H238ZM243 164H244V163H243ZM259 164H260V163H259ZM9 165H10V164H9ZM26 165H27V164H26ZM75 165H76V166H75ZM80 165H81V164H80ZM158 165H157V166H158ZM256 165H258L257 162H256L255 166H256ZM260 165L262 166V164H260ZM18 166H17V167H18ZM23 166H25V165H23ZM30 166H31V165H30ZM81 166H82V165H81ZM155 166H156V165H155ZM213 166H214V165H213ZM231 166H232V164H231ZM231 166H230V167H231ZM255 166H254L253 168H252V166H251V167L248 166V167H250L251 169L255 170V169H257ZM263 166H264V165H263ZM263 166H262V167H263ZM8 167H9V166H8ZM10 167L13 168V164H11ZM25 167H27V166H25ZM70 167H69V168H70ZM79 167H80V166H79ZM85 167H86V166H85ZM85 167H84V168H85ZM117 167L120 168V165H117ZM158 167H161V164H160ZM162 167H161V169H162V171H163L164 168H162ZM230 167H229V169H231ZM232 167H233V166H232ZM242 167H244V166H242ZM15 168H16V167H15ZM19 168H20V169L22 168L21 165L18 167V169H19ZM69 168H68V167L65 168V166H64V168L62 167V170L65 171V172L62 173V174H60V175H59V173H60V172H59V169H58V173H57L56 170H55V172L57 173L58 176L61 177V180H63V179H62V178H63L62 175H65V174L67 173L66 171H68V173H70L69 171H71V169H69ZM80 168H81V167H80ZM80 168H79V169H80ZM88 168H89V166H87V169H88ZM112 168H113V167H112ZM115 168H116V167H115ZM115 168H113L112 173H114L113 171L115 170ZM118 168H116L117 170H116V172H115V175H116V173H117L118 170H119V172H121V174L123 173V171H125V170L121 171V170L123 169L122 167H121L122 169H121V168L118 169ZM155 168H156V170H158L157 167H155ZM165 168H166V167H165ZM204 168H205V167H204ZM204 168H203V169H204ZM239 168H240V167H239ZM254 168H255V169H254ZM260 168H261V167H260ZM260 168H258V169L261 170V171L264 170V168H263V169H260ZM23 169H24V168H23ZM43 169H42V170H43ZM64 169H66V170H64ZM67 169H68V170H67ZM79 169H78V170H79ZM87 169H86V170H87ZM107 169H109V168H107ZM110 169H111V168H110ZM151 169H152V168H151ZM159 169H160V168H159ZM203 169L201 168V170H203ZM206 169H207V166H206ZM251 169H250V170H251ZM13 170H15V169L13 168ZM13 170H11V171L9 170V171L12 172ZM21 170H22V169H21ZM21 170H19V172H17V173L20 174V172H23V170H22V171H21ZM44 170H43V173H45ZM47 170H49L50 172H47ZM62 170H60V171L62 172ZM72 170H73V169H72ZM82 170H83V172H84L85 169H82ZM90 170H91V171H90ZM152 170H153V169H152ZM152 170H150V171H152ZM215 170H216V169H215ZM239 170H240V169H239ZM239 170H238V171H239ZM241 170H243V168H242ZM40 171H41V169H40ZM87 171H88V172L90 171L91 173L94 172V173L96 174V178H99V175H98V173L95 172V170L89 169V170H87ZM87 171H85V172L87 173ZM104 171H107V170H104ZM205 171H206V170H205ZM207 171H208V170H207ZM229 171H230V170H229ZM247 171H248L249 173L251 172V171H249V170H247ZM247 171L245 172V174L247 173ZM256 171H257V170H256ZM261 171H260V172L257 171V172H258V173H261ZM10 172H9V173H10ZM83 172H81V175L87 176L88 173H87V174H86V173L83 174ZM90 172H89V173H90ZM107 172H108V174H107L106 176H111V175H112V174H111V170H110V174H109V171H107ZM107 172H106V173H107ZM119 172H118V173H119ZM152 172H153V171H152ZM152 172H150V174H151ZM154 172H155V170H154ZM154 172H153L152 174H154ZM156 172H157V171H156ZM156 172H155V173H156ZM160 172H161V171H160ZM173 172H175L174 175H176V173H177L178 171H173ZM198 172H200V171H198ZM208 172H209V171H208ZM208 172H207V173H208ZM217 172H219V171L217 170ZM243 172H244V170H243ZM243 172H242V173H243ZM253 172H254V171H253ZM13 173H14V172H13ZM68 173L66 174L67 176L69 175ZM71 173H72V171H71ZM118 173H117V175H116V176L118 177V178H117L118 180L116 179L115 175L113 174L114 177H115V179H116V180H114V181H116L117 183L113 184V185H114V186L112 187V188H113V191H112V190H111V191H112V192H115V193H119V191H121V189H122L121 187L123 186L122 184L125 182V180H123V182H122V181H121V182L119 181V180H120L119 178H120L121 176H120V174L118 175ZM125 173H126V175L123 174V175H125V176L122 175L121 179H122V178H125V179H126V176L128 177V175H129V174H128V171L125 172ZM178 173H179V175H177V177L179 176L178 178L181 179V180H183V177H182V178L180 177V172H178ZM201 173H202V172H200L198 176L202 175ZM203 173H205L204 170H203ZM219 173H220V172H219ZM231 173H232V172H231ZM239 173H240V172H239ZM251 173H252V172H251ZM18 174L15 173V175H18ZM127 174H128V175H127ZM152 174L150 175L151 177H152ZM252 174H254V173H252ZM262 174H263V173H262ZM11 175H14V174L11 173ZM66 175H65V176H66ZM79 175H80V174H79ZM88 175H89V174H88ZM156 175H157V174H156ZM171 175H172V174H171ZM227 175H228V172H227ZM232 175H233V174H232ZM235 175H236V174H234L233 176H235ZM239 175H241V173H240ZM260 175H261V174H260ZM263 175H264V174H263ZM58 176H57V179H56V178H55V179L59 181L60 177H59V179H58ZM67 176H66V180H63V181L66 182L67 180H70L69 178H71V177L69 176V178H67ZM90 176H91V175H89L87 178L89 179ZM97 176H98V177H97ZM106 176H105V177H106ZM119 176H120V177H119ZM153 176H154V175H153ZM246 176H249V174H246ZM246 176H245L244 179H243L244 181H245ZM250 176H251V175H250ZM250 176H249V177H250ZM4 177H6V176H4ZM17 177H18V176H17ZM52 177H53V176H52ZM79 177H81V176H79ZM111 177H113V176H111ZM111 177H109V179H110ZM129 177H132V176L129 175ZM177 177H175L174 179L177 180ZM249 177H247V178H249ZM82 178H83V176H82ZM82 178H81V179H82ZM92 178H93V176H92ZM132 178H133V177H132ZM171 178L173 179V175L171 176ZM201 178H202V177H201ZM213 178H214V177H213ZM22 179H24V178H22ZM53 179H54V177H53L52 179H50V184H53V182H54ZM64 179H65V178H64ZM79 179H80V178H79ZM81 179H80V181H81ZM104 179H105V178H104ZM111 179H112V178H111ZM128 179H130V178H128ZM249 179H250V178H249ZM252 179H253V178H252ZM254 179H255V178H254ZM263 179H264V178H262V180H263ZM24 180H25V179H24ZM24 180H21L22 182H20V183L22 184V186H23V189H24V186H25V185H23ZM51 180H53V182H51ZM76 180H77V179H76ZM86 180H87V179H85V181H86ZM98 180H99V179H98ZM106 180L108 181V177H107ZM106 180H105V181H106ZM131 180H132V179H131ZM131 180H130V182H131ZM181 180H180V181H181ZM5 181H6V179L3 180V178H1V174H0V182H1L0 185L2 186V188H1L2 194H3L4 190H5V187L8 186V185L5 186V185H6L5 183L7 182V181H6V182H5ZM80 181H79V182H80ZM87 181H88V180H87ZM114 181H113V182H114ZM118 181H119V183H118ZM177 181H178V180H177ZM237 181H238V180H237ZM240 181H241V180H240ZM246 181H247V179H246ZM246 181H245V182H246ZM256 181H257V183H258L259 180H256ZM37 182H38V181H37ZM37 182H36V183H37ZM79 182H77V183H79ZM81 182H82V181H81ZM81 182H80V183H81ZM93 182H94V181H93ZM97 182H98V181H97ZM109 182H111V180H109L108 182H106V184L108 185ZM251 182H252V181H251ZM251 182H250V180H249V184H250ZM262 182H263V181H262ZM44 183H45V182H44ZM59 183H61V182L59 181ZM59 183H56V184L58 185ZM69 183H70V182H69ZM80 183H79V184H80ZM82 183H83V182H82ZM82 183H81V184H82ZM85 183L88 184V182H85ZM91 183H92V182H91ZM91 183H90V184H91ZM94 183H95V182H94ZM98 183H99V182H98ZM120 183H121V185H120ZM127 183H128V182H127V179H126V183H124V185H125V184H126V185L123 186V187H124V188H125V187H128V188H126L127 191H126V190H122V191H126V192H127V195H128V189H129V185H130V184L128 185ZM178 183H179V181H178ZM232 183H234V182H232ZM239 183H243V182L241 181V182H239ZM254 183H255V180H254ZM21 184H18V185L21 187ZM25 184H26V183H25ZM31 184L33 185L34 183H31ZM37 184H41V183H37ZM42 184H43V183H42ZM46 184H48V181H46ZM50 184H48V185H50ZM56 184H54V185L56 186ZM61 184H62L63 186L65 185V183L63 184V182H62ZM90 184H89V185H90ZM95 184H96V183H95ZM95 184H93V186H94ZM111 184H112V183H111ZM111 184L109 183L108 186H110ZM229 184H230V183H229ZM237 184H238V183H236V184L234 183L235 186H236ZM252 184H253V183H252ZM260 184H261V181L259 182V185L257 184L256 186H255V185H254V186H255V187H258L259 189H262V188H260V187H262V186H263V188H264V185H260ZM262 184H263V183H262ZM29 185H30V184H29ZM32 185H30V186H32ZM35 185H36V184H35ZM35 185H33V186H35ZM44 185H45V184H44ZM44 185H42V186L44 187ZM54 185H50V186H48V187L53 186V187H54L53 189H55V186H54ZM62 185H61V186H62ZM66 185H68V184H66ZM84 185H86V184H84ZM97 185H98V184H97ZM107 185H106V186H107ZM117 185H120L121 187L117 188ZM231 185H233V184H231ZM245 185H246V184H245ZM36 186H37V185H36ZM42 186H39V187H42ZM46 186H47V185H46ZM46 186H45V188H46ZM95 186H96V185H95ZM100 186L102 187L101 184H100ZM111 186H112V185H111ZM130 186H133V185H130ZM221 186H223V185L221 184ZM248 186H249V185H248ZM254 186H253V187H254ZM259 186H260V187H259ZM48 187H47V188H48ZM65 187H66V186H65ZM67 187H68V186H67ZM70 187H74V188H75V186H73V185H71ZM70 187H69L67 190H68V191L70 190V192H71V189H72V188L70 189ZM90 187H92V184H91ZM101 187H100V188H101ZM104 187H105V186L103 185V188H104ZM195 187H196V186H195ZM195 187H193V188H195ZM218 187H219V185H218ZM231 187H232V186H231ZM249 187H250V186H249ZM28 188H29V187H28ZM30 188H31V187H30ZM37 188H38V187H37ZM37 188L35 187V188H34V191H35ZM45 188H44V190H45ZM47 188H46V189H47ZM60 188H61V187H60ZM74 188H73V191L76 190V191L74 192L75 194H76L77 191H78V193H79V191H80V192L82 191L81 189H80V190H79V189L77 190V188L74 190ZM88 188H89V187H88ZM106 188L108 189V187H105L104 190H105ZM120 188H121V189H120ZM130 188H131V187H130ZM193 188L190 187L191 191H192V190L195 191V189H196L197 187H196L195 189H193ZM220 188H221V187H220ZM234 188H235V187H234ZM234 188H233V190H234ZM241 188H242V187H241ZM243 188H244V187H243ZM16 189H18V188H16ZM16 189H15V191H16ZM20 189H21V188H19V189L16 191V194H14L15 192H13L12 194L17 196V195H18V194H17L18 191H23V190H20ZM31 189H32V188H31ZM31 189H27V191H25V192L28 194L29 191H30ZM38 189H39V190H38ZM38 189H37L38 192L41 191L40 188H38ZM41 189H42V188H41ZM48 189H49V188H48ZM50 189H51V188H50ZM58 189H59V188H58ZM107 189H106V192H107ZM110 189H111V188H110ZM110 189H108V193H109V190H110ZM114 189H115L116 191H114ZM117 189H120V190H117ZM138 189H139V188H138ZM138 189H137V190H138ZM169 189H170V188H169ZM65 190H66V189H65ZM67 190H66V191H67ZM85 190H86V189H83V191H85ZM104 190H103L102 192H104ZM164 190H165V189H164ZM164 190H162V191H164ZM166 190H167V188H166ZM231 190H232V189H231ZM231 190H230V188H229V191H230V192H231ZM248 190H249V189H248ZM251 190H254L253 193L256 191L253 197H255L256 194L259 195V196H258V195L256 196L257 198H258V197L260 198V195H261V196L263 195V194H261L260 192L264 191V189H263V190H258L257 188H256V189H252V186H251ZM257 190L259 191V193L257 192ZM51 191H52V189H51ZM73 191H72V193H73ZM83 191H82V194H84ZM111 191H110V194H111ZM117 191H118V192H117ZM135 191H136V190H135ZM162 191H161L162 194L165 193V191H164V192H162ZM172 191H173V189L171 190V192H172ZM186 191H187V193H188L189 189L186 190ZM212 191H213V190H212ZM212 191H210V190H209V192L207 191V192H208V196H207V197L210 198V197L212 196L210 199H208V200H209L208 202H211V201L213 200L214 197L216 198V197L219 195V194L216 195V196H215V195H211L212 193H210V192H212ZM220 191H221V190H220ZM6 192H7V191H6ZM6 192H5V193H6ZM38 192H37V193H38ZM126 192H124V193H126ZM138 192L140 193V189H139ZM138 192H136V193L139 195ZM169 192H170V191H169ZM169 192H168V193H169ZM214 192H215V191H214ZM233 192H234V191H233ZM233 192H231V193L233 194ZM249 192H251V191L249 190ZM18 193H19V198H20V196L22 195L23 192H18ZM35 193H36V192H35ZM35 193H34V194H35ZM41 193H43V191H42ZM74 193H73V194H74ZM85 193H86V192H85ZM115 193H114L113 195H117V194H115ZM172 193H173V192H172ZM190 193H191L190 197H193V196H192V194H193V195H194V198H195V193H197V192H194V193H193V192H189V194H190ZM198 193H199V192H198ZM209 193H210V194H209ZM231 193H230V194H231ZM235 193H236V192H235ZM235 193H234V194H235ZM242 193H243V192H242ZM262 193H263V192H262ZM2 194H0V196H2ZM20 194H21V195H20ZM32 194H33V193H32ZM43 194H44V196H45L46 193L44 192ZM43 194H40V192H39V193L37 194V197L35 196V197L37 198V200H39V199L42 200V201H40L39 203H43V204H39V203H38V204L40 205V208H41V207L43 208V207H44V203H45V202L43 201V199H44ZM79 194H81V193H79ZM79 194H78V195H79ZM100 194H101V193H100ZM104 194H107V193H104ZM110 194H108V195H109V196H112V195H110ZM133 194L135 195V192H134ZM133 194H132V195H133ZM140 194H141V193H140ZM166 194H167V193H166ZM166 194H165V196H166ZM189 194H188V196H189ZM199 194H200V193H199ZM206 194H207V193H206ZM213 194H215V193H213ZM216 194H217V193H216ZM227 194H228V193H227ZM230 194H229V195H230ZM232 194H231V195H232ZM13 195H12V196H13ZM24 195H26V194L24 193ZM108 195H107V196H108ZM132 195H131V196H132ZM134 195H133V196H134ZM160 195H161V194H160ZM196 195H197V194H196ZM209 195H210V196H209ZM222 195H223V194L221 193L220 196H222ZM235 195H237V193H236ZM252 195H253V194H252V192H251V195L249 196V198L252 197ZM16 196H15V197H16ZM27 196H29V194H28ZM71 196H72V195H71ZM76 196H77V195H76ZM100 196H101V195H100ZM117 196L121 197V192H120V194H118ZM128 196L131 198L130 195H128ZM140 196L143 198L142 195H140ZM140 196H138V197L140 198ZM173 196H175V194L172 195V197H173ZM176 196H177V195H176ZM220 196H219V197H220ZM223 196H224V197H223ZM223 196H222V198H225V199L223 200V199L220 197L221 199H219V200H222L223 202H224V201L226 202V199H228V198L225 197V194H224ZM24 197H25V196H24ZM24 197H23L22 199H24ZM31 197L33 198L34 195L31 196ZM45 197H46V196H45ZM72 197H74V196H72ZM113 197H114L113 200L117 202L118 199L115 200V197H116V196H113ZM122 197H123V198L125 197L124 194H122ZM135 197H136V196H135ZM138 197H136V199L134 198L135 201L132 199L133 202H131V207L135 206L134 203L137 202V198H138ZM162 197H163L162 199H164V195H162ZM170 197H171V195H169V197H165V198H166V200L168 199L169 202H170V200L172 199V198L170 199ZM186 197H187V196H186ZM198 197H199V196H198ZM201 197H203V196H201ZM205 197H206V195H205ZM219 197H218V198H219ZM256 197H255V198H256ZM27 198H28V197H26L25 199H27ZM32 198H30V199H31V200H34V199H35V198H33V199H32ZM102 198H103V197H102ZM102 198H100V200H99L100 202H99V203H101ZM107 198H108V197H107ZM110 198H111V197H109L108 199H110ZM130 198H128V199L131 200ZM132 198H133V197H132ZM139 198H138V202H139ZM173 198H174V197H173ZM176 198H177V197H176ZM176 198H174L173 200H177ZM194 198H193V199H194ZM203 198H204V197H203ZM203 198H202V199H203ZM230 198H232V196H231ZM235 198H236V196H235ZM249 198H248L247 201H251V202H252L253 198H251L250 200H249ZM262 198H263V201H262V203L259 204V205H260V209H262V208L264 209V207L261 208V206L264 205V197H262ZM262 198H261V200H262ZM17 199H18V196H17ZM22 199L20 198V200H22ZM25 199H24L23 202H25ZM30 199H29V200H30ZM105 199H106V197H105ZM119 199H121V198H119ZM126 199H127V198H126ZM162 199H161V201H163ZM190 199H191V198H190ZM202 199H201V201H202ZM232 199H233V198H232ZM232 199H231V201H232ZM245 199H246V197H245ZM245 199H244V200H245ZM166 200H165V201H166ZM168 200H167L166 202H168ZM173 200H171V202H172ZM187 200H188V199H187ZM214 200H216V199H214ZM256 200H257V199H256ZM35 201H36V200H35ZM35 201H34V202H35ZM49 201H50V200H49ZM97 201H98V200H97ZM97 201H95V202H96L98 205H100ZM103 201H104V203H105V200H103ZM110 201H111V200H110ZM123 201H125V200H123ZM123 201H122V203H123ZM141 201H142V200H141ZM179 201H180V200H179ZM181 201L183 202V200H181ZM189 201H190V200H189ZM216 201H217V200H216ZM5 202H6V201H5ZM10 202H11V201H7V202H6L7 204H10V206H11V204H12V206H11V207L8 206V208H7V205H6V204H3V206L6 205V207H5V210H3L4 207L2 206L3 208H1L0 211H2V210H3V211L0 212V213H1L0 215H3V212L5 211V213H4V215L6 214L5 217L8 216V219H9V220L12 219V217H14V218L12 219L13 221H15V222H16V221H17V222L19 221V222H20V224L18 223V226H19V225H23L24 222L21 223V221H22V220L25 221L26 217H23V216H22L23 219H22V218H19V220H18V216H19V214H20L19 212L22 210V208H21V210L19 209L20 211L17 210V212H16V209H17V208H20V206L17 207L18 205L15 204L16 207H17V208H16L15 205H14V202H13V203H12V202L10 203ZM29 202H30V201H29ZM34 202H30V203H31L32 205H34ZM46 202H47V201H46ZM66 202H67V201H66ZM128 202H129V201H128ZM128 202H127V203H128ZM138 202H137L136 206H139V205L141 204V203H138ZM169 202H168V203H169ZM171 202H170V203H171ZM186 202H187V201H186ZM218 202H219V205H220V201H218ZM218 202H217V204H218ZM235 202H236V201H235ZM251 202H250V203H251ZM36 203H37V201H36ZM68 203H69L70 206H71V203H70V202H68ZM68 203H67V206H66V207L69 206ZM104 203H102V205H100V206L105 207L104 205L107 204V202H106L105 204H104ZM125 203H126V202H125ZM132 203H133V205H132ZM164 203H165V202H164ZM168 203H167V205H168ZM174 203H176V202H174ZM179 203H180V202H179ZM183 203H184V202H183ZM199 203H200V202H199ZM211 203H212V202H211ZM211 203H210V205H208V206H211ZM215 203H216V202H215ZM230 203H231V202H230ZM230 203H229V204H230ZM245 203H246V201H245ZM247 203L249 204V202H247ZM28 204H29V203H28ZM91 204L93 205L94 202H93V203L91 202ZM118 204H119V203H118ZM138 204H139V205H138ZM142 204H143V206L146 205V203H144V202H142ZM142 204H141V205H142ZM171 204H173V203H171ZM181 204H182V203H181ZM208 204H209V203H208ZM212 204H213V203H212ZM222 204H223V203H222ZM222 204H221V206H222ZM13 205H14V206H13ZM32 205H31V206H32ZM63 205H64V203H63ZM63 205H62V206H63ZM65 205H66V204H65ZM88 205H89V204H88ZM88 205H87V206H88ZM92 205H91V207H92ZM94 205H95V206H98V205H96V204H94ZM109 205L111 206V204H109ZM114 205H117V203H115ZM114 205H113V206H114ZM128 205H129V204H128ZM128 205H127V206H128ZM141 205H140V209L138 210L139 213L141 212V207H142V209H143V206H141ZM178 205H179V204H178ZM178 205H177V207H179V210H180V211H176V212H177L176 215L178 214V212L181 214V209L183 208V206H185V207L187 206V207H188V204H182V206H181V205L178 206ZM206 205H207V201H206V204L204 203V206L201 205V207H203L202 209H204V207H206ZM219 205H216V206L219 207ZM224 205H225V204H224ZM224 205H223V206H224ZM31 206H30V204H29L28 207L30 208ZM87 206H86V207H87ZM95 206H94V209L97 208V207H95ZM113 206H112V207H113ZM120 206H122V204H121ZM127 206L124 205V207H127ZM146 206H147V205H146ZM174 206H175V205H174ZM180 206H181V207H180ZM216 206H213V207H215V208H214V211H215V209H216ZM221 206H220L219 209H218V208L216 209V213H219V212H217V211L221 209ZM223 206H222V207H223ZM225 206H226V205H225ZM245 206H246V204H245ZM247 206H248V205H247ZM253 206H254V205H253ZM34 207H35V205H34ZM34 207H33V208H34ZM37 207L39 208L38 205H37ZM47 207H48V202H47ZM49 207H50V206H49ZM71 207H72V206H71ZM86 207H85V208H86ZM88 207H90V205H89ZM88 207H87L86 209H88ZM91 207L89 208L90 210H91ZM112 207H111V208H112ZM114 207H115V206H114ZM129 207H130V206H129ZM185 207H184L183 209H185V212L187 211L186 214L188 215L189 212H188L187 208H185ZM199 207H200V206H199ZM199 207H197L196 209H199ZM232 207H234L233 204H232ZM248 207L250 208L251 205L249 204ZM12 208H13V209H12ZM23 208H24V207H23ZM33 208H32V209H33ZM35 208H36V207H35ZM50 208H52V207H50ZM85 208H84V209H85ZM99 208H100V210L102 209L101 207H98V208L95 210L96 212L94 211V209L90 211V212L93 211V212H92V214H93L92 216H95V215L97 214V217H99V216H98V215H100V213H99L100 211L98 210ZM108 208H109V207H108ZM108 208H107V210H108ZM111 208H109V209L111 210ZM117 208H120L121 210H123V209H122L121 207H119V206H118ZM117 208L115 207V208H113L112 211H109V210H108L109 212H108V211L105 212L106 214H107V213H108V214H107V216H105V215H106V214H105V215H104L105 217L102 216V218L104 217V218H103L104 221L102 222V224H105V223L107 222L106 224L109 225L110 228H111V226L114 227L113 224H115V223H116L117 221H119L120 218H121V217L119 218L118 213L121 214V212H122L121 210H120L121 212H118L119 209H117ZM134 208H135V209H133V208H132V209L134 210L135 215H138V214H136V213H137V212H136V207H134ZM138 208H139V207H138ZM180 208H181V209H180ZM191 208H192V207H190V206L188 207V209H190V212L192 211ZM6 209H7V211H6ZM44 209H45V208H43V210H44ZM89 209H88V211H89ZM116 209H117V210H116ZM126 209H127V208H126ZM128 209H129V208H128ZM132 209L130 208V211H131V212H132ZM192 209H193V208H192ZM240 209H241V208H240ZM246 209H247V208H246ZM30 210H31V209H30ZM34 210H36V209H34ZM34 210H32L31 212L33 213ZM48 210H49V208H48ZM48 210L46 209L47 212H49ZM50 210H52V209H50ZM97 210H98V211H97ZM200 210H201V208H200ZM11 211H12V212H11ZM24 211H25V209H24ZM37 211H38V210H37ZM39 211H41V210H39ZM53 211H54V210H52V212L50 211L51 213H48V214L45 213L46 216L49 215V214H51V216H50L51 218L49 217V219H47L48 221L50 220L49 223L46 222V221H47L46 219H45V221L42 223V224H43V226H42L43 228H42V227H41V228H42L43 230L40 228V226H41L42 224L38 227V228H40V229L42 230L41 232L44 233V234H45L46 231H47L46 233L49 234V229H48V230L46 229V227L49 226V225H50L49 227L51 228L50 230H53V229H55V230L58 229V230H59V228H55L56 225H57V223H55V221L57 222V219H59L61 216L59 215V212H58V211H54L55 213L58 212V213H56V214L53 213ZM86 211H87V210H86ZM86 211H85V212H86ZM88 211H87V212H88ZM105 211H106V210H105ZM123 211H124V210H123ZM130 211H129V212H130ZM193 211H194V210H193ZM193 211H192V213H193ZM198 211H199V210H197V213H198ZM238 211H239V210H238ZM240 211H241V210H240ZM242 211H247V210L242 209ZM248 211H249V210H248ZM34 212H36V211H34ZM83 212H84V211H83ZM83 212H82V213H83ZM101 212H102V211H101ZM143 212H144V211H143ZM263 212H264V211H263ZM263 212H262V213H263ZM21 213H23V211H22ZM36 213L38 214V212H36ZM40 213H41V212H39V214H40ZM42 213H43V211H42ZM52 213H53L54 215H57V214H58L60 217H58V215H57L58 218H53L54 215H53ZM82 213H81V214H82ZM94 213H95V215H94ZM197 213H196V216H197ZM212 213H213V212H212ZM214 213H215V212H214ZM216 213H215V214H216ZM244 213H245V214H248L249 212H247V213L244 212ZM244 213H243V212H242V213H239V215H240V214H244ZM131 214H132V213H131ZM133 214H134V213H133ZM180 214H178V215H180ZM186 214H184L185 216H183L185 219H186V217H188V216L191 215V214L189 213V215L186 216ZM199 214H200V211H199ZM199 214H198V215H199ZM220 214H222V213H220ZM228 214H229V212H228L227 214H225V216L227 215V217H228ZM230 214L232 215V213H230ZM233 214H234V212H233ZM34 215H35V214H34ZM40 215H41V214H40ZM40 215H39V216H40ZM83 215H84V214H83ZM87 215H88V214H87ZM89 215H90V214H89ZM89 215H88V216H89ZM141 215H142V214H141ZM141 215L139 214L138 216H136V218L139 217V216H141ZM178 215H177V216H178ZM231 215H230V216H231ZM239 215H238V216H239ZM249 215H250V214H249ZM249 215H248L249 218L247 217L248 219H247L246 221L250 220V216H249ZM43 216H44V213H43ZM121 216H122V215H121ZM133 216H134V215H133ZM181 216H182V215H181ZM199 216H200V215H199ZM230 216H229V217H230ZM238 216H237V217H238ZM241 216H242V215H241ZM244 216H245V215H244ZM246 216H247V215H246ZM260 216H261V214H260ZM260 216H259L260 219H259V218H256V220L253 221L252 224H251V222H250V224H249V222H247V223L249 224V227H248V228H247V225H248V224H246V226L244 225L245 228L243 227V228H244V229H243L242 226H238V227H236L237 225H241L242 223H240V224H239V223H238V224H237V223H236V224L234 223V224H235V228H232V229L235 230L236 228H237V229L239 228V229L241 230V228H242V229L245 230V232H246V228H247V232H246V233H245V232H244V233H243V232H242V233L239 232L240 235L243 234V237L246 238L247 240H248V238H250L249 241L251 240V237L255 238L256 235H257V237L260 236L259 238L261 239V238L264 236V233H263V236H262V234H261V233H262L261 230L258 231L257 228H258V227L260 228V225H263V224H264V218L261 219L262 216H261V217H260ZM9 217H11V218H9ZM34 217H35V216H34ZM34 217H30V219L28 218L29 221H31V223H33V220L35 219ZM44 217H45V216H44ZM47 217H48V216H47ZM47 217H45V218H47ZM78 217H83V216L80 215V216H78ZM84 217H85V215H84ZM95 217H96V216H95ZM117 217H118L119 220L117 219ZM178 217L181 218L180 216H178ZM200 217H202V216H200ZM227 217H226L225 219H224V218H223V219H224L225 221H228L229 217H228V218H227ZM233 217L235 218V215H232V219H233ZM263 217H264V216H263ZM1 218L3 219V217H1ZM16 218H17V219H16ZM24 218H25V219H24ZM31 218H33V220H31ZM64 218H66V219H64ZM89 218H90V217H89ZM93 218H94V217H93ZM102 218H101V220H102ZM105 218H107V221H105V220H106ZM132 218H134V217H132ZM184 218H182V219H184ZM195 218H196V217H195ZM195 218H193L192 221H194ZM197 218H198V220H200V218H199L198 216H197ZM197 218H196V219H197ZM238 218H240V217H238ZM238 218H236V219H238ZM242 218H243V216H242ZM242 218H241V219H242ZM4 219H5V218H4ZM20 219H22V220L20 221ZM28 219H27V221H28ZM63 219H64V220H63ZM63 219H61V220H59V221H62V220H63L65 223H68V222H69V224H71L70 222H72V220H73L74 218H73V219L71 218V219H72V220H71V219H67V217L64 216ZM75 219H76V218H75ZM82 219H84V218H82ZM90 219H91V218H90ZM94 219H95V218H94ZM134 219H135V218H134ZM159 219H162V217H159ZM187 219H188V218H187ZM189 219H190V218H189ZM201 219H202V218H201ZM203 219H204V218H203ZM230 219H231V218H230ZM236 219H235V221H236ZM241 219H239V222H240ZM243 219H244V218H243ZM5 220H6V219H5ZM9 220H6L7 223H8ZM36 220L38 221V219H36ZM36 220H35V222H36ZM42 220H44V219H42ZM65 220H68V222H66ZM70 220H71V221H70ZM76 220H77V219H76ZM87 220H88V219H87ZM101 220H100V221H101ZM132 220H133V219H132ZM165 220H167V219H165ZM178 220H179V219H177V221H178ZM207 220H208V219H207ZM251 220H253V219L251 218ZM27 221H26V222H27ZM160 221L162 222V220H160ZM163 221H164V220H163ZM173 221H174V223H176V222H175V219H174ZM202 221H203V220H202ZM210 221H211V219H210ZM210 221H208V224H209ZM225 221H224V222H225ZM233 221H234V220H233ZM237 221H238V220H237ZM237 221H236V222H237ZM243 221L245 222V219L242 220L241 222H243ZM261 221H263V222H262L263 224L261 223ZM26 222H25V224H26ZM40 222H41V221H40ZM64 222H63V223H64ZM85 222H86V220H85ZM134 222H135V221H134ZM158 222H159V221H158ZM161 222H159V224H160ZM167 222H168V221H166V223H167ZM194 222H196V224H195V223H194V224H195L196 226H198V225H197V221H194ZM199 222H200V221H199ZM205 222H206V217H205ZM211 222H212V221H211ZM244 222H243V223H244ZM0 223H1V222H0ZM9 223H10V221H9ZM13 223H14V222H13ZM37 223H38V222H37ZM44 223H45V224H44ZM47 223H48V224H47ZM50 223L52 224V226H51ZM63 223H62V225H58V227L60 226V229H61V227H63V226L65 227V230H64V228H63V230L65 231V233H63V232H62V233H59V234H60V237L63 238L64 235H65V237H66V236H67L66 234H68L67 237H70L71 235H73V236L76 238V235H74V234H77V233H75V232H77V231L80 232L79 229L76 231V226H78L77 223H76V221H75V223H74V220H73V223H72L73 225L71 224L72 227H71V225H70V227H69V224L66 225V226H68L67 229H66L65 224H63ZM81 223H82V222H81ZM118 223H120V221L117 222V224H118ZM130 223H133V221H131V222H129V223L126 222V224L128 225L127 227H128V229H130V228L132 229V230L130 229V232L133 231V228H134V231H133V233H134L135 230H137L136 227H135L137 223L135 222V223H133V224H131V225H130ZM163 223H165V221H164ZM166 223H165V224H166ZM171 223H172V222H170V225H171ZM174 223H173L172 225H174ZM202 223H203V222H202ZM202 223H201V224L199 223V224H200L199 226H202V225H203ZM245 223H246V222H245ZM245 223H244V224H245ZM258 223H261V224H259V226H258ZM10 224L12 225V222H11ZM25 224H24V225H25ZM27 224L30 226V227L28 226V229H29V228L31 229V228H33V227L36 226V223H35V225H33V227H31L32 225L30 224V222H27ZM27 224L25 225L26 227H24V225H23V227H22L21 229L18 228L19 231L21 230V232H19L18 229H17V230L14 232V234H15L16 232H17V233H18V232H19V233H22V231H24V228H25V229L27 228ZM33 224H34V223H33ZM38 224H39V223H38ZM46 224H47V225H46ZM58 224H59V223H58ZM60 224H61V223H60ZM74 224H76V225L74 226ZM79 224H80V223H79ZM82 224H83V223H82ZM82 224H80V226H81ZM85 224H86V223H85ZM85 224H84V225H85ZM102 224H101V225H102ZM117 224H115V226H116ZM165 224H164V227H165ZM168 224H169V223H167L166 227L169 226ZM194 224H193V225H194ZM206 224H207V223H206ZM208 224H207V225H208ZM234 224H233V225H234ZM1 225H2V223L0 224V228L2 229V227H3V229L0 230V231H2L1 234H0V236L3 237V235H5V233H8V232L10 231V229H8L10 226H4V225H2V227H1ZM6 225H7V224H6ZM44 225H45V226H44ZM84 225H83V226H84ZM110 225H111V226H110ZM134 225H135V226H134ZM139 225L142 226V224H138L137 226H139ZM172 225H171V226H172ZM191 225H192V223H190V226L188 227V229H189L190 227H192ZM207 225H206V226H207ZM219 225L221 226V224H219ZM15 226L18 227V226H17V223H15ZM83 226H82V228H81V227H79V228H81V231H84V230L86 229V230H85V232H86V231H87V228H85L86 225L84 226V228H85L84 230H83ZM103 226H105V228L107 229V226H106V225H103ZM117 226H119V224H118ZM129 226H131V227L129 228ZM132 226H133V227H132ZM143 226H144L146 229H145ZM143 226H142V227H143L145 230H147L148 226H150V225H147V227H146L145 225H143ZM196 226H195V227H196ZM220 226H217V227L220 228ZM257 226H258V227H257ZM16 227H13L14 230L16 229ZM49 227H47V228H49ZM73 227H74V228H73ZM123 227H124V225L122 226V229H124ZM127 227H125V228H126V230L128 231ZM139 227H140V226H139ZM142 227H141V229H140V231H139L140 234H139V232H138V234H139V235L142 234V236L144 237V239H143V238L140 236L141 239H143L142 243L144 244V242H145L144 240L147 239V238H145V237H147L148 232H147V233L144 232V229H143ZM158 227H159V229H160V227L162 228L163 225L160 224ZM172 227H173V226H172ZM204 227H205V226H204ZM215 227H216V226H215ZM229 227H230V225H229ZM256 227H257V228H256ZM261 227L263 228V226H261ZM10 228H11V227H10ZM13 228H11V229H13ZM77 228H78V227H77ZM137 228H138V227H137ZM167 228H168V227H167ZM169 228L171 229V227H169ZM196 228H198V227H196ZM196 228H195V230H196ZM200 228H201V227H200ZM219 228H217V229L219 230ZM28 229H27V230H28ZM30 229H29V231H30ZM45 229H46V231H45ZM170 229H168L169 232H168V231H165L163 228L160 229L159 231H160V233H161V230H164V232H165L166 235H168V233H171V235H172V232L170 231ZM190 229H191V228H190ZM253 229H254V230L256 229V230L258 231V233H260L261 235H258L256 230H255V232H253ZM260 229H261V228H260ZM8 230H9V231H8ZM38 230H39V229H38ZM38 230H37V232L39 233L40 230H39V231H38ZM55 230H54V231H55ZM58 230H56V231H58ZM61 230H62V229H61ZM61 230H60V231H61ZM63 230H62V231H63ZM126 230H125V231H126ZM138 230H139V229H138ZM138 230H137V231H138ZM141 230H143L142 232H144L145 234L141 233ZM166 230H167V229H166ZM171 230H172V229H171ZM191 230H192V229H191ZM208 230H209V229H208ZM208 230H206V231H208ZM210 230L212 231L213 229L210 228ZM233 230H232V231H233ZM262 230H264V229H262ZM6 231H8V232H6ZM11 231H12V230H11ZM54 231H53V232H54ZM56 231L54 232V234L56 233ZM71 231H72V232H71ZM88 231H89V230H88ZM123 231H124V230H123ZM125 231H124V232H125ZM150 231H151V230H150ZM150 231H149V232H150ZM211 231H210V232H211ZM213 231H216V229H214ZM229 231H230V230H229ZM235 231H236V230H235ZM85 232H83V233H85ZM89 232H90V231H89ZM121 232H122V231H121ZM124 232H122V234L125 236ZM164 232L162 231V233H164ZM167 232H168V233H167ZM188 232H189V231H188ZM191 232H192V231H191ZM193 232H194V230H193ZM193 232H192V233H193ZM210 232H207V233L205 232L204 234H205V235H207V234L209 235ZM220 232H221V231H220ZM237 232H238V230H237ZM237 232H236V233H237ZM252 232L254 233L253 236H252ZM263 232H264V231H263ZM27 233H28V231H27ZM71 233H73V234H71ZM87 233H88V232H87ZM87 233H85L86 236H88ZM125 233H127V232H125ZM160 233H155V234H158L157 236H159ZM212 233H213V232H212ZM212 233H211V234H212ZM214 233L216 234V232H214ZM214 233H213L212 237L210 238V239H212V240H213V237H214ZM239 233H238V234H239ZM255 233H256V235H255ZM9 234L13 236V234H11V232H9ZM24 234H26V233L23 232V235H24ZM52 234H53V233H52ZM61 234H62V235L64 234V235L62 236ZM88 234H90V233H88ZM131 234H132V233H130V235H131ZM220 234H221V233H220ZM234 234H235V232H234ZM238 234H236V235H238ZM7 235H8V234H7ZM17 235H18V237H20L19 234H17ZM20 235H21V234H20ZM39 235H43V234H40V233H39ZM83 235H84V234L81 233V238L84 237ZM119 235H120V233H119ZM130 235H129V236H130ZM134 235H135V233H134ZM134 235H133V237H134ZM136 235H137V234H136ZM144 235H145V236H144ZM163 235H164V234H163ZM166 235H165V236H166ZM171 235H168L167 238H171ZM21 236H22V235H21ZM26 236H27V235H26ZM49 236H50V234H49ZM49 236L47 235V237H49ZM51 236H52V235H51ZM78 236L80 237V235H78ZM86 236H85V239H86ZM89 236H91V235H89ZM124 236H122V237H121V236H117V237H119V239L121 238L120 241H121L122 239H124V240L126 239V241H123V242H124V243H125V242H126V243H129L130 240L127 241V238H128L129 236H128V237L125 236V238H123ZM161 236H162V234H161ZM169 236H170V237H169ZM179 236H180V235H178V237H179ZM210 236H211V235H210ZM217 236H218V235H217ZM217 236H216V237H217ZM231 236H232V235H231ZM2 237H0V239H1ZM5 237H6V236H5ZM7 237L9 238V236H7ZM7 237H6V238H7ZM18 237H17V238H18ZM57 237H59V236H57ZM65 237H64L63 239L67 241V238L65 239ZM131 237H132V236H131ZM137 237H138V235H137ZM137 237L134 238L133 241H135V239H136V242H137V240L140 239V237H138L139 239H138ZM218 237H219V236H218ZM235 237H236V236H235ZM8 238H7V241L9 242V239H8ZM11 238H12V239H11L10 242H15V240H13V237H11ZM21 238H22V237H21ZM25 238H26V237H25ZM25 238L23 237V239H25ZM50 238H51V237H50ZM75 238H74V241H75ZM81 238H79V242L82 241V242H80V243H83V245L85 246V244H84V242H83V241H84V238H82L83 240H80ZM88 238H89V237H88ZM95 238H96V237H95ZM113 238H114V237H113ZM113 238H111V239H112V242L114 241ZM115 238H116V237H115ZM129 238H130V237H129ZM129 238H128V239H129ZM159 238H160V237H159ZM162 238H163V237H162ZM182 238L184 239V237H182ZM227 238H228V237H227ZM227 238H226V239H227ZM233 238H234V237H232V238L230 237L229 239H233ZM253 238H252V240H253ZM3 239H4V238H3ZM3 239H2V240H3ZM14 239H15V238H14ZM34 239H36V240H35V243H33L34 241H33V242H30V243H33V245H31V244H30V245L32 246V248H33L34 251H31L32 248H31V250H30V248H29V250H26V252H27V251H30V252H29V255H30L31 252L34 253L35 250L38 249V247H37L38 245L36 246L37 249H36L35 247H33V246H34L35 244H40L39 241L37 242V240H38L37 238H34ZM59 239H60V238H59ZM97 239H98V238H97ZM116 239L119 241L118 238H116ZM141 239H140V240H141ZM155 239H157V237H155ZM164 239H165V237H164ZM219 239H221V235H220V237L218 238V240H216V241H219ZM235 239H236V238H235ZM241 239L243 240V238H241ZM241 239H240V240H241ZM260 239H258V240H260ZM4 240H5V239H4ZM19 240L21 241V239H19ZM40 240H41V239H40ZM60 240H61V239H60ZM70 240H72V236H71ZM70 240H69V241H70ZM86 240H88V239H86ZM117 240H115L116 243L114 242L113 244L116 245L117 242H118ZM159 240H160V239H159ZM177 240H178V238H177ZM177 240L174 239V242H176ZM180 240H181V238H180ZM180 240L178 241L179 243L182 242V241H180ZM222 240H224V239H221L220 241H222ZM240 240H234V241L237 243V242L240 241ZM242 240H241V242H242ZM255 240H256V238H255ZM258 240H256V242H255L256 244H252V245H253V249H254V247H255L259 242H262L261 240H260V241H258ZM43 241H44V240L41 241V243L43 244V246L40 244L42 247L39 246L40 249H38V250L36 251V254H39V255H40V254L45 255V254H46V253H45L46 251H48V250L50 251V249H48V250L46 249V247H47V248L50 247V245L47 244L48 242L46 243L45 241H44V242H43ZM61 241H62V240H61ZM76 241H77V240H76ZM96 241H97V240H96ZM110 241H111V240H110ZM120 241H119V243H120ZM153 241H154V239H153ZM156 241H157V240H156ZM156 241H154V243H152V244H153V245L156 244ZM165 241H167V240L165 239ZM165 241H161V243H163V245H164V244H165V243H164ZM210 241H211V240H210ZM226 241H227V240H226ZM232 241H233V240H232ZM245 241H246V240H245ZM257 241H258V242H257ZM5 242H6V240H5ZM18 242H19V241H18ZM36 242H37V243H36ZM77 242H78V241H77ZM85 242H86V241H85ZM90 242H91L93 245L95 244V246H96V243H95V242H93V241H90ZM90 242H89V243H90ZM136 242H135V243H136ZM138 242H139V241H138ZM151 242H152V241H151ZM151 242H150V243H151ZM178 242H177V244H176L177 246H178V244H179ZM229 242H231V241L229 240ZM252 242H254V240H253ZM2 243H3V242H2ZM16 243H17V241H16ZM44 243H46L47 246H45ZM75 243H76V242H75ZM75 243H74V244H75ZM80 243H79V244H80ZM108 243H111V242H108ZM119 243H118V244H119ZM132 243H133V246H131V248H128V249L132 250V251L129 250L131 253H130L129 251L126 250V254H124V256L127 255V256L129 257L130 255H128L127 253H130V254H131V257H130V258H132V257H133L132 254H134V253H132V252H134V251L136 252L135 249H138V250H139L140 247H141V245H142V244H140V243H139V244H135V245H137V246L140 245V247H137V248L133 249L132 247H134L135 245H134V242H132ZM132 243H131V244H132ZM150 243H149V244H150ZM159 243H160V241H159ZM183 243H184V242H183ZM185 243L187 244V242H185ZM185 243H184V245H181V246H183V248L181 247V249H184V248L187 246V245L185 246ZM214 243H215V242H214ZM224 243H225V242H224ZM232 243H233V245H234V242H232ZM232 243H231V246H233ZM244 243H245L246 246H247V244H249L250 242H249V243H248V242H244ZM3 244H4V243H3ZM6 244H7V243H6ZM6 244H5V245H6ZM13 244H14V243H13ZM13 244H12V245H13ZM74 244H73V245H74ZM86 244H87V243H86ZM181 244H182V243H181ZM209 244H210V243H209ZM217 244H218V242L215 243L213 247H215V245H217ZM225 244H226V246H228L227 243H225ZM225 244H223V245H225ZM245 244H244V247H243V248H240V249H242V250L245 251V252H246V250L250 251V249L252 248V246L250 245L251 247H250V246H249V247H248V246L246 247ZM250 244H251V243H250ZM260 244H261V243H260ZM260 244L257 245L258 247L256 246L258 250H259V246H260ZM5 245H4V246H5ZM17 245H18V244H17ZM76 245H77V249H78V243H76ZM83 245H82V246H83ZM87 245H88V244H87ZM87 245H86V246H87ZM108 245H109V244H108ZM108 245H107V247H109ZM111 245H112V244H111ZM111 245H110V247H111ZM119 245H120L119 248L121 249V246L123 247L122 243L119 244ZM119 245H118V246H119ZM128 245H129V244H128ZM157 245L159 246V244H156L155 247H156ZM163 245H162V244L160 245V249H161V247H162ZM179 245H180V244H179ZM240 245H241V243H240ZM254 245H255V246H254ZM31 246H30V247H31ZM44 246H45V249H46V250L44 249L45 252H44V250H43V247H44ZM71 246H72V245H71ZM79 246H81V245H79ZM82 246H81V247H82ZM84 246H83V248H84ZM126 246H127V244H126ZM126 246H125V244H124L123 249H124ZM158 246H157V247H158ZM174 246H175V244H173V247H171L172 250L175 249ZM177 246H176V247H177ZM184 246H185V247H184ZM218 246H220V245H217L216 247H218ZM234 246H235V245H234ZM5 247H7V246H5ZM16 247H17V246H16ZM74 247H76V246H74ZM81 247H79V250L82 249ZM87 247H89V246H87ZM87 247H86V248H87ZM112 247H113V245H112ZM114 247H115V246H114ZM116 247H117V246H116ZM116 247H115V248H116ZM142 247H143V246H142ZM144 247H145V246H144ZM222 247H223V246H222ZM222 247H221V248H222ZM229 247H230V246H229ZM3 248H4V247H3ZM9 248H10V246H9ZM9 248H6L5 251H7ZM41 248H42V250H43L42 253H37V252H39V251L41 252ZM51 248H52V247H51ZM91 248H92V247H91ZM91 248H88L89 253L91 252V251H90ZM119 248H118V249H119ZM173 248H174V249H173ZM179 248H180V247H177V250L180 251V252L183 254V252H184V250H185L186 248H185L184 250H179ZM188 248H189V247H188ZM210 248H211V247H210ZM223 248H224V247H223ZM236 248H238V247H235V249H236ZM244 248H245L246 250H244ZM4 249H5V248H4ZM4 249H3V250H4ZM26 249H27V248H26ZM93 249H95L94 246H93L92 250H93ZM111 249H112V248H111ZM116 249H117V248H116ZM118 249H117V250H118ZM120 249H119L118 251L114 250V252L116 251L115 253H117V252L120 251V256H121V250H123V249H121V250H120ZM125 249H127V248H125ZM189 249H190V248H189ZM211 249H212V248H211ZM238 249H239V248H238ZM238 249H236V251H237ZM253 249H252V250H253ZM255 249H256V248H255ZM257 249H256V250H257ZM3 250H2V251H3ZM9 250H10V249H9ZM13 250H14V249H13ZM16 250H17V249H16ZM18 250H21V249H18ZM51 250H52V249H51ZM65 250H66V249H65ZM65 250H64V251H65ZM79 250H78V251H79ZM83 250H84V249H83ZM88 250H87V252H88ZM138 250H137V252H138ZM186 250H187V249H186ZM186 250H185V252H186ZM252 250H251V251H252ZM22 251H23V249L20 251V253H19L20 255H22V254H21ZM80 251H82V250H80ZM174 251L176 252V250H174ZM182 251H183V252H182ZM221 251H222V250H221ZM18 252H19V251H18ZM52 252H53V251H52ZM66 252L68 253L67 250H66ZM180 252L178 253V256H183ZM189 252H191V250H190ZM231 252H232V251H231ZM231 252H229V253L231 254ZM241 252H242V251H241ZM260 252H261V251L259 250V252H258L259 255H261V254L263 253V252H262V253L260 254ZM0 253H1V251H0ZM44 253H45V254H44ZM62 253H63V252H62ZM109 253H110V252H109ZM109 253H108V254H109ZM124 253H125V252H124ZM220 253H221V252H220ZM242 253H244V252H242ZM247 253H249V252H246L245 254H243V256H245V258H247V257H246V254H247ZM258 253L256 252L257 256H258ZM2 254H4V252H2ZM19 254H18V255H19ZM23 254H25L24 251H23ZM26 254H27V253H26ZM26 254H25V255H26ZM36 254H35L34 256H36ZM63 254H64V253H63ZM63 254H62V255H63ZM110 254H114V253L111 252ZM172 254H173V253H172ZM179 254H180V255H179ZM230 254H229V255H230ZM234 254H235V253H234ZM252 254H253V256H254L255 253L252 252ZM256 254H255V255H256ZM39 255H38V256H39ZM42 255H41V256H42ZM60 255H61V253H60ZM64 255H66V254H64ZM67 255H68V254H67ZM114 255L117 256V254H114ZM136 255H137V253L135 254V256H136ZM176 255H177V253H176ZM223 255H224L223 257L226 258V257H225L226 254H223ZM249 255H250V254H249ZM31 256H33V255H31ZM34 256H33V257H30V256H29V257H30V258H34ZM41 256H40V257H41ZM47 256H48V255H47ZM109 256H110V258H111V255H109ZM116 256L112 257V259H116ZM120 256H119V257H120ZM122 256H123V254H122ZM127 256H126V257H127ZM168 256H169V257H167V259H169V261H170V260H173V259H171L172 257H173V258L178 257V256L174 257V256L171 255V254H168ZM170 256H172V257H170ZM253 256H252V257H253ZM0 257H1V258H4V257H2L1 254H0ZM5 257H6V255H5ZM19 257H23V255H22V256H19ZM36 257H37V256H36ZM40 257H39V258H40ZM45 257H46V256H45ZM60 257H62V256H60ZM68 257H69V256H67V258H66V256H65V257L63 256L62 259H64V261H63L62 259H60L59 261H62V262H64V263H61V262H58V263H60V264H65V263H66V264H69V263L71 262V261L69 262V260H72V257H71L67 262H65V258H66V260H67ZM119 257H117L118 260H119ZM145 257H147V256H145ZM189 257H190V256H189ZM239 257H242V256H239ZM239 257H238V258H239ZM258 257H259V256H258ZM258 257H257V259H259ZM8 258H9V257H8ZM8 258H7V259H8ZM25 258H27V256H25ZM30 258H27V259L29 260ZM110 258H109V260H110ZM179 258H180V257H179ZM218 258H219V257H218ZM224 258H223V259H224ZM231 258H232V259L234 258L233 260H235V256L232 257V255H231ZM238 258H236V259H238ZM248 258H249V257H248ZM248 258H247V259H248ZM23 259H24V257H23ZM42 259H43V258H42ZM42 259H37V258H35V261H34V259H32V260H33V263L35 262V264H36V263H39ZM74 259H75V257H74ZM74 259H73V260H74ZM144 259H146V261L149 260V259L147 260V258H143V260H144ZM190 259H192V257H191ZM223 259L221 258L220 261L223 260ZM227 259H228V257H227ZM232 259H231V260H232ZM239 259H240V258H239ZM4 260H5V258H4ZM8 260H9V259H8ZM32 260H30L29 263H32V262H31ZM37 260H38L39 262H38ZM45 260H46V259H45ZM76 260H77V259H76ZM79 260H80V259H79ZM116 260H117V259H116ZM143 260L141 259V263H142ZM177 260L179 261L178 258H176V261H177ZM198 260H199V259H197V258H196V260H195V258L192 259V261H196V262H197ZM233 260H232V262H233ZM242 260H243V261H242ZM242 260H241V262L244 264V262H245L246 260L244 261V258H243ZM250 260H251V261H250ZM252 260H253V258L251 259V257H250L248 261H250V262L252 263ZM20 261H21V260H20ZM43 261H44V260H42V262H43ZM146 261H143V262H146ZM192 261H191V264H193V263L196 264V262H193V263H192ZM0 262H2V261L0 260ZM27 262H28V261H26V259H25V263H24V264H26ZM44 262H46V261H44ZM83 262L86 264L85 261H81L82 264H84ZM110 262H112V261L110 260ZM113 262L115 263V260H113ZM116 262H117V261H116ZM150 262H151V263H154V262H152V260L149 261V263H150ZM173 262H175V259H174ZM235 262H237V260H235ZM246 262H247V261H246ZM246 262H245V263H246ZM253 262H254V261H253ZM29 263H28V264H29ZM78 263H80V261H79ZM149 263H148V264H149ZM229 263H230V262H229ZM229 263H228V264H229ZM251 263L248 262L247 264H251ZM260 263H262V262H260ZM22 264H23V263H22ZM40 264H44V263H40ZM71 264H73V263H71ZM75 264H77V262H76ZM143 264H147V263H143ZM165 264H167V263H165ZM197 264H198V263H197ZM223 264H224V263H223ZM231 264H233V263H231ZM239 264H241V263H239ZM254 264H256V263H254ZM257 264H258V263H257ZM262 264H264V263H262Z\"/></svg>",
    "mask_w": 264,
    "mask_h": 264
},
{
    "label": "crops",
    "instance_id": "0c3cea01",
    "mask_svg": "<svg viewBox=\"0 0 264 264\" xmlns=\"http://www.w3.org/2000/svg\"><path fill=\"white\" fill-rule=\"evenodd\" d=\"M139 2H141V4H140V6H138V7H142V0L140 1L139 0ZM51 4V2H50V0H46V1H44L43 0V7L44 8H47L49 5ZM82 6V3L79 1H74L73 2V4H71V7H73V9H79L80 7ZM116 19H118V18H116ZM120 20V19H119ZM121 21V20H120ZM122 22V21H121ZM123 23V22H122ZM130 25H128V27H133L134 26V24H133V22H130L129 23ZM136 25V24H135ZM119 26H121V25H117V27H119ZM143 27V26H142ZM116 28V27H115ZM144 28V27H143ZM145 30V29H144ZM59 39H55V41H57L58 42V44H57V46H55V47H58L59 45H60V41H58ZM99 92L101 93V94H107L108 92H106V93H104V92H101L100 90H99Z\"/></svg>",
    "mask_w": 264,
    "mask_h": 264
}]
</instances>
